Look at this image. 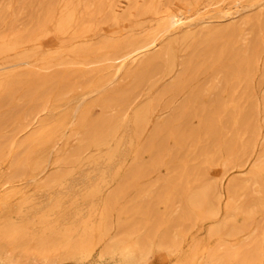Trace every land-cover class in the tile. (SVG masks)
I'll use <instances>...</instances> for the list:
<instances>
[{
  "label": "rangeland",
  "instance_id": "rangeland-1",
  "mask_svg": "<svg viewBox=\"0 0 264 264\" xmlns=\"http://www.w3.org/2000/svg\"><path fill=\"white\" fill-rule=\"evenodd\" d=\"M46 1H48V2L49 1L50 2L53 1V3H55L54 5L56 7L55 9H51V12L53 10L54 11L52 13L50 12V16L51 15L53 16L54 13H55V15L50 20H49L50 17L49 18L45 17L46 14L44 13V12H47V10L45 8L46 7L45 4L47 3ZM74 1L75 0H57V1H55V0H45V1L44 0H33V1H31V0H0V33L1 32L4 33V34H2V33L0 34V41L2 39V41L0 42V55H2V58L0 56V62H5V63H1L0 64V66H3L2 68L0 67L1 68L0 69V78H1L0 80H4V78H5L4 82L3 81L2 82L0 81L1 84L2 83H5L6 81H8L7 79L8 78L10 79V77L13 74H15V73L20 75V73L22 72L21 74H23L24 71L26 72L27 68H31L29 70H32V71H35V70L37 71L38 70V73L41 74V72L44 71L42 68H45L46 66L49 67V66L52 65L54 69L49 68L51 71L52 70H54V71H56V70L57 71H60L62 69V67L64 68V65H65L64 62H66L67 60H68L67 61V64H69V62H70V64L68 66H72V67L71 68L70 67L68 68V66H66L67 65L66 64L65 65L66 68H64V70L66 69L65 71L68 72L70 70L69 72H72L71 69H73V71H74V69H76L78 67H81V66L80 65H78V66L77 65H73L72 64L73 62L71 63V60L72 59H75L74 58L75 55H73V52L76 53L77 51L82 50V49H77V47H78L79 44H82L83 42H85L82 45L83 49H85V51H86V48H88L89 49V50L87 49L88 50V53H89V51H92L90 53L91 55L88 54V55H90V56H88V58L89 57L90 58L92 57V59H95L96 60V59H98V56L100 55L99 53L102 52L101 47H103L104 45H106L104 43L108 42L107 44H110V43L114 42L113 39L116 40V41H121L122 39L125 40V39L128 38V35L129 34H133V35H129L131 37V36H137V35H144L146 33L152 32L154 30V25L156 23V16H153V14H154L155 11H158L159 10L160 4H162L160 6V8H161L160 10H162V7L164 8L166 6V7L171 8L175 12H180V11L183 12L190 19H193V18H196V17H202V16L207 17L209 11H211L213 9L216 10L218 8H221L224 11H230V10H234V9L235 10L240 9L239 12H238V14H236L237 18L234 21H232V22H234V23L237 24L238 21L240 20L241 26L238 27V28H239V31L242 32V33L237 32V35L238 36L235 35V37L233 38V40H234L235 43L238 42V41L239 42L236 43V44H233V46L235 47V45H236L237 48H239V46H240V48H242V49H240V48L239 49L242 50V51H244L243 48H245V50H248V48L250 46V43H252L253 40H255L256 38H258V39H256V41L259 42V39H260L261 42H259V43H262V44H259V46L262 47V48L259 47V51L258 52L260 54L262 53V55L260 56L259 53H258L260 60H258L257 63H256V65L259 66V67L255 66V68L253 69V72H252L251 76L249 77L248 81H246V83H244L242 81L241 82L242 84L240 83L238 86L237 85L234 86L238 90H236L234 87H233L234 90H233V88L229 89L226 86L223 87L224 85H222V82H223L222 76L223 75H222L221 71L218 72L219 73V75L217 74L218 76H212L217 71H214V73H212V71H210L209 69H207L205 73L202 71L203 68H201L200 65L202 64V67L203 66H206L205 63L208 60V58L205 57V56H209V55H206L205 52L204 53L202 52L203 56L205 54L204 57L207 58V59H205L202 56V58L200 57L201 59L198 58V61H196L197 66L198 67L200 66L199 69H202L201 72L199 73L198 77L195 78L193 81L189 82L188 83L189 85L187 84L188 86L185 85V88L182 87L181 90L179 89L178 91H176L175 93H173L174 98H173V95L172 94H168V97H166L167 96V93H166L165 94L166 96L165 95H162L163 98H161V100H163V102L162 101L159 102L160 100L158 101L159 98H158V95L157 94L159 93L160 90H158V89H162V87H165L166 84H168L169 82H173V80L174 79H177L179 77V75L182 74L181 72H183L181 70V67H179V66H181L179 64L182 63V59H184V55H183L182 51L180 50V48H177L178 50L176 51V55H175V58H174V60H175L174 61V67H173L172 71L170 73L165 74L164 77H163V75L160 78H158L160 75H156V77H153L152 80L155 83V86L154 87H150V81H147V83L146 82L143 83L142 86H144L145 83H146V85L144 86V88L142 86H140V85L139 86L141 88L138 87V86H134V83H133L132 80H134L135 77H133L132 72H128V73H126V75H124L121 78H119L118 81H117V83L112 84L113 86L109 85L108 86L109 89H108V87H106V89H105L106 91L104 90L100 94L95 93V94H97V95H95L94 93H87V89H85V87L82 84H80L81 82H80V79L78 80V78H76V80L80 82V83L78 82L80 85L78 83L76 85V82L77 81L74 80L75 77L73 78V76H72L73 80L75 81V84H74V81L71 80L72 78H70L71 81H69L68 86L70 84L71 85L74 84L76 86L75 87L72 86V88H70L71 86L69 88L67 86L68 89H66V90L63 89L64 91H62L61 92L62 94H60V97L62 98V99L61 98L60 99H61L62 102H60L59 105H57V106L55 105V107H54L53 106L54 105L53 104L54 101H52V100H54V98L51 97V98H49L50 100L52 99L51 100L52 102L50 101V104L48 103L49 102V99L48 100L46 99V101L43 102L44 103V104H42L43 107H41L42 112L40 111L39 114H38V112L31 113L32 116H35V117L36 116H40V117H37V118L34 117V119H33V117H30V115H28V114L23 116V114H22L23 112L20 113V115L22 114L21 116L23 118L24 117H27L28 118V119H26L28 121H26L25 119L22 118V121L24 120L23 121L24 123L25 122L26 123L29 122L28 124L25 123L27 126H25V124L21 123L22 122V121H20L21 120V116H20V118L18 120H15L16 122L11 120V122L14 123V124L11 123V125H9L10 124L9 123L6 126V122H10V121H6L5 123H3V124H5L6 127L3 124H1V126H2V127L0 126V138L1 139H4V137L5 138L7 137V139H8V137L9 138L10 137H13L14 138V136H16V137L11 140V141H14L15 143L14 142L12 143L11 141H9L10 139H8L7 141L4 139L6 141V147H7L8 150L6 149L7 153L5 152V155H4V158L5 157L6 158L5 159H0V185H1L0 186V250H1L0 253L3 254L2 257H1V254H0V257L1 258H4V256H6L5 258H7V257L8 258H12V259L14 258V260H16V261L19 260L20 263L21 262L23 263V261L25 259V262L27 264H39L40 263L39 262L40 255H43L40 252H44V255L45 256H46V252H48L47 253V256L49 255L48 257H50V258L52 257L51 259L55 261V264L56 263L57 264H122V262L119 261L120 258L116 254H114V252H113L112 249L116 245L118 247H126V248H130V249H136L135 247L137 246V243H139V239H141L142 237H144L143 239L145 240V242L148 245L147 244L145 245L146 246V255H145V260H144V262L142 264H190V263L192 264V262L194 264H240V263L241 264H247V263L250 264V261H252L251 262L252 264H254V263L264 264V260H263V258H264V210H263V208H264V204H263L264 200H262V197L264 199V195H262V194H264L263 193L264 190H262V188H264V185H263V183H264V181H263L264 175L261 174V177L263 176V178H259L258 177L259 179H261L263 181V183H261L258 180V178H256L257 176H260V175H257V176L254 177V176H252V172H251L253 170V168H254L253 165L254 166L256 165V168H258V170H260L259 168L262 167L261 166V164H262L263 167L261 168L260 172L264 173L263 172L264 171V160H263L264 159V153H263L264 151H262L264 149V113H263L264 112V104H263L264 103V71H262V70H264V68H262V67H264L263 66L264 65L263 64L264 63V48H263L264 47V18L261 21H260V19L259 20L256 19L257 16H260L261 14L264 13V0H260V1L259 0H223L224 2H220V3H222L221 5H219L220 3L218 5H217V3H212V2H215L216 0H213V1L212 0H210V1L209 0H203V2L200 1V0H198V1L197 0H188V1H185V0L184 1L183 0H176V1L175 0L174 1L173 0L172 1L171 0H166V2H165V0H162V1L161 0H157V1L156 0H151V2H149L148 4H147V2L145 0H141V1L140 0H136V3L135 4H134V1L135 0H119L121 2H119L118 0H106L105 1V4L107 3L106 6L104 4V6L102 8H98V10L95 9L97 7V5L96 4H92L91 1L89 2L87 0V2H89V3H87L86 0H80V1L79 0H76L75 2ZM181 1H183V2L180 3ZM207 1H209V2H207ZM254 1H256V2H254ZM171 2H173V4H171ZM29 3H30V6H29ZM71 3H74V4L77 3L76 4L77 5L76 12H78L77 13L78 15L75 14V18H76V16L78 18L75 19V23L74 24L71 23V24L65 25V26H63L61 28V17H62L63 14L66 13V11H67V9H68V7L70 6ZM113 3L114 4H119V3L121 4V5H118V7H117L118 12H117V18H116V20H113V19L110 20V17H112V16H111V12H109V8H110V6ZM252 3H254L255 6L246 7L247 5H250ZM81 5H82V7H81ZM90 5H92V6H90ZM41 6L44 7V8H42ZM78 6L80 8H83V10L80 9V8H78ZM89 6H90V8H89ZM52 8H54V6ZM62 9H63V11H62ZM87 9H89V10H87ZM92 9H95V10H97L99 12L97 14H95V12H97V11L94 10L95 11L94 12ZM103 9H104V12L101 11ZM133 9H137V10L136 11L135 10L133 11ZM81 11H84L85 12V13L83 12L84 14H82L83 15L82 18L80 17V15L82 13ZM56 12H57V14H56ZM138 12H140L139 15H138V16H140L139 18L136 15V14H138ZM150 12H153V13H151L153 18L152 17H149L150 16L149 15ZM101 13H103V14H101ZM147 13H149V14H147ZM86 14H90L89 17H88V19H90V20L87 21V22L84 21V20H87L86 17H85ZM94 14L96 16L98 15L97 18H96V16ZM106 14H107V19H106V17H104V16H106ZM92 15H93V17H92ZM135 15H136V17L138 19L136 18L135 21H134V19H132L131 20L132 22H130V18L135 17ZM42 16L45 19L42 18ZM55 16H56V18H55ZM126 16H128V17H126ZM118 17H120V20H119ZM248 18H253V20H251V22H248L249 24L247 23V19ZM254 18H255V20H254ZM40 19H41V21H40ZM42 19L45 20V22H48V20H49V22L47 24H45L44 26H42L43 23L41 25L39 23V22H42L43 21ZM52 19L53 20L56 19L55 22L52 21ZM121 19H123V20H121ZM212 19H214V18H212ZM35 20L38 21V22H36ZM93 20H94V22L92 23ZM98 20H99V22H98ZM100 20H101L102 23H100ZM126 20H128V21H126ZM83 21H84V24H83ZM110 21H112V22H110ZM224 21L226 22V20H224ZM35 22H36V24H35ZM129 22L131 23L132 26L130 24H128ZM212 22L213 23L210 24V25H208L206 29H210V28H213V27L221 24V22H223V20L214 19ZM105 23H107V25H105ZM32 24H35V25H32ZM12 25H13V27H12ZM27 25H28V27H27ZM39 25L42 26V28H40ZM50 25H52V26H50ZM80 25H81V29L80 28L78 29V27H80ZM94 25H95V27H94ZM119 25H120V27H119ZM8 26L10 28H12V29H10ZM14 26L17 28V29L15 28V33H14V30H13ZM49 26H50V28H49ZM91 26H92V29H91ZM113 26H114L115 29L113 28ZM127 26H128V28H127ZM246 26H247V28H246ZM25 27H27V28H25ZM31 27H33V28L34 27H37L36 28V31H37V29H39L38 30L39 33H37L36 31L33 32V29ZM192 27L194 29L195 26H192ZM196 27H199V26H196ZM242 27L243 28H246V29L242 30L243 29ZM6 28H8V31H7V32H9L8 33V36H7V32L6 31L4 32V30H6ZM56 28H57V30H56ZM65 28H66V30H65ZM72 29H73V31H72ZM77 29L79 30V32H78ZM18 30L19 31L21 30L20 31L21 34H18V32H19ZM22 30H25V31H22ZM61 30H62V32H61ZM249 30L251 31V33H250ZM12 31H13V35H12ZM49 31H50V33H49ZM55 31H57L58 33H55ZM67 31H68V34H67ZM84 31H86L85 34L83 33ZM29 32L30 33H34V35L33 34L30 35ZM77 32H78V34H77ZM16 33H17V36L18 37H16V35H15ZM27 33H29V34L27 35ZM80 33H82V34H80ZM239 33H240V35H239ZM254 33L256 35H254ZM43 34H45V35L43 37H41V35H43ZM65 34H67V37H66ZM106 34H108L109 36L107 37ZM56 35L58 36V38L60 36L61 39L59 38V40H56L57 39ZM116 35H118V36L116 37ZM240 36H241V38H240ZM5 37H6L7 40L3 39ZM8 37L10 39H8ZM15 37H16V39H15ZM54 37H56V38H54ZM64 37H66V39ZM76 37H77V39H76ZM109 37H111V38H109ZM118 37H120V38H118ZM236 37H237V39H236ZM11 38L12 39H15V42H14V40H11ZM17 38L20 39L21 41L20 40H17ZM69 38L72 39V40H70ZM80 38H82V39H80ZM104 38L110 39V41L107 40V39H104ZM117 38H118V40H117ZM250 38L252 39V41H251ZM41 39H43V40L41 41ZM73 39L75 41L78 40V39L79 40L75 42ZM101 39H102V41H101ZM66 40H68V42L70 41L69 44H68V42H66ZM99 40H100V43H98V44H100V45H98L96 43V41L98 42ZM17 41H19V42H17ZM25 41L27 43H24ZM86 41L89 42L87 45H86V43H87ZM50 42H51V44H50ZM14 43H15V45H13ZM94 43H96V44L94 45ZM29 44L31 45V47H30ZM70 44H73V45H70ZM101 45H103V46H101ZM18 46L19 47L21 46L20 47L21 48L20 50H18V48H19ZM99 46H100V48H99ZM11 47H12V49H11ZM15 47L16 48L18 47V48L15 49ZM22 47L24 49H22ZM51 47H53L54 49L51 48ZM72 47H75V49L74 48L72 49ZM91 47H93V50H92ZM95 47H98V48H95ZM46 48L47 49L51 48V49L47 50ZM43 49H45V50H43ZM97 49H99V50H97ZM15 50H17L18 53H16L17 51H15ZM74 50H76V51H74ZM179 50H180V52H179ZM14 51H15V54L13 53ZM34 51H36V52H34ZM67 51H68V53H69V51H71L70 53L73 56H68L69 54L67 53ZM93 51L94 52H98V54L95 55L93 53ZM39 52H42V53H39ZM51 53H53V56H50ZM64 53L65 54L67 53V54L65 55ZM4 54H7V56H4ZM60 54H61V56H60ZM27 55H29L30 59L33 56L35 57V59L33 60V58H34L33 57L32 58L33 61L31 60L32 62H30V60L28 59L29 57ZM36 55H37V57H36ZM63 55H65V56H63ZM48 56H50V57H48ZM57 56H58V58H57ZM86 56H87V54H86ZM17 57H18V59H17ZM53 57H56L57 60H56V58H54L56 60V61H54ZM62 57L63 58L66 57L65 58V61H64V59H62ZM25 58H26L27 61L25 60ZM10 59H13V60L11 61ZM49 59L50 60L53 59L52 60L53 62L49 61ZM209 59H210V57H209ZM9 60L11 62H9ZM14 60H15V62H14ZM75 61H78V60L75 59ZM202 61H203V63H200ZM204 61H205V63H204ZM209 61H207L208 62V63H206L207 65L209 64ZM19 62H21V63H19ZM23 62H28L29 64L26 65ZM40 62H42L43 64L42 63L41 64H38ZM33 63H34V67H33ZM46 63L48 65H46ZM198 63H200V64H198ZM6 64H8L9 66L6 65ZM10 64H13V65H10ZM21 64L22 65L24 64V65L22 66ZM55 64H56L57 67H54ZM97 65H96V67H97ZM175 65H176V68H175ZM6 66L8 67V69H7ZM93 67H95V65ZM57 68L60 69V70H58ZM2 69L4 70L3 72H1ZM89 69L90 68L85 69L84 70L85 71L84 73L88 72ZM51 71H50V73H51ZM45 72L46 71H44L43 73H45ZM47 72H49V71H47ZM47 72L45 74H47ZM171 73H172L173 76L171 75ZM200 74H202V75H206L207 74V75L203 77ZM210 74H211V76H210ZM128 75H129V77H128ZM130 75H131V77H130ZM214 75H216V73ZM201 76L203 78H201ZM252 76H254V78ZM210 77L211 78L213 77V79L210 80L211 79ZM219 77H221V78L219 79ZM160 79H162V80H160ZM131 81H132V83H131ZM195 81H197V82H195ZM134 82H135V80H134ZM202 82H203V84H202ZM215 82H217V83L215 84ZM247 82H249V83H247ZM157 83H158V85H157ZM129 84L131 85V88H130V85ZM223 84H224V82H223ZM213 85H215V86L213 87ZM132 86H134V88ZM196 86H197V88H196ZM200 86H202V87H200ZM209 86L211 87V89H210ZM245 86H247V87H245ZM249 86H252V87H249ZM126 87L127 88L129 87L130 90L132 88L134 89V90L132 89V91H133L132 92V96L131 95L129 96L130 99L132 98L131 101L133 103L128 99V101L126 102V104H127V107L126 108H124L126 106V104L123 107H120V106H116L117 105L116 103H112V104H114V107H115L114 108L111 103L109 104L110 107L108 106L107 102L106 103H103V98H101V97H104V95H107V94H111L113 92H116L117 90H119L121 88L122 89H125ZM220 87L223 88V89H225V91H226L222 95H221V93H222L223 89H221ZM243 87H245L248 91H246V89H242ZM150 88L151 89H154L155 88V89L154 90H151ZM202 88H203V90H201ZM240 88H241V90H240ZM196 89H199L200 93L202 91H204V92H202V94H200V101H202V102H200V107L202 109H204L205 107H207L204 110H206V109H208L210 107V105L212 104L211 102H214V99L215 100H218L220 103H221V100L223 99L225 101V103H226V102H229L230 101V98L231 97L232 98L234 97L233 101L236 100L235 98H237L238 101L236 100V102L234 101L232 103H237L238 106H240V103H241V106L238 107L239 109H241L242 107H244L243 104L246 105V103H245L247 101L246 96L247 95H250V97L253 99V102H254V110L257 109L256 110V114L257 115L255 114V120H257L256 123L260 124L259 125V136H260V138L258 136V141L255 142V145L257 147L254 146V148H252L250 152L247 151V152L244 153V152L241 151V153L240 152L237 153V156H236V154H229V153H227V151L224 149V145H225V142L227 141V139L229 138L231 125L233 127V124L230 122L231 125H229V123H227L226 119H224V121L219 122L220 125H217V129L220 128L219 131L217 132V134L220 137L218 136V138H215V139H218V142L219 143H217V141L215 140V144H212L214 142H212V143L210 142L208 144L206 142V141H208V135L206 133L204 134V131L203 130H200V131H197L196 132L197 134L195 133V135H194L195 138H196V135L198 136L197 139H195L194 137L191 140H187L186 139L187 141H185V144H186V142H187V144L185 145L184 149L186 150L187 146H191V148L188 147L190 150L189 151L187 150L186 152H188V153L186 154V152L184 151V149H182L181 151L177 152V150L175 149V148H177L175 141L172 138L170 139L171 142L168 141L169 138H170L169 135H168L169 133H168V134H166V136H167L168 139L165 137L164 143H163V145L165 147L166 146L167 147L165 148L164 146H161V149L158 150L159 152L156 153V156H155L156 158H152L151 159V160H153V162L151 163L150 162L151 160L149 159L150 158L149 152H145V150L147 151V149L144 147V143L146 142L147 136L151 133V131H152L153 127H154V124L157 125L158 122L160 124V123L165 122L166 120L172 119V117H173L176 109L179 108L178 106H180L181 104H184L187 101V99H188V98L186 99V97H189L188 94L190 95L191 92L196 91ZM215 89L217 90V92H214L213 93V91H216ZM249 89H253L257 94L254 91H253V93H251L252 91L249 90ZM83 90H86V91L84 92ZM108 91H110V93H108ZM240 91H242V92L244 91L241 94L242 96L239 95L240 94ZM16 92L19 93L20 90L14 91V94ZM217 93H219L220 95L217 94ZM246 93H248V94H246ZM14 94H12L13 97H11V95H10V98H13L12 100L10 99L11 100L10 101L11 102V106H9V103H8L9 102V99H7L5 102H3L5 99L2 101L3 104L4 103L6 104V102L8 101L7 103H8V107L9 108L7 107V104H6L5 105L6 106V109H5V106H2L1 105L2 103L0 102L1 103L0 104V110L1 109L3 110V111H0V117H1V115L5 114L6 111L9 112L10 109L15 108V105H19V106H16V107H20V106L22 107V105L26 103L25 99L22 101V98L23 97L21 99H19L20 96H21V93H19V95H17V94L14 95ZM253 94H255V96H253ZM152 95H153L154 98L152 97ZM92 96H94V97H92ZM156 96H157V100H156L155 104L157 102H159L160 104L157 103L156 105L158 106V104H159L160 106L157 108V106L154 105L153 106V109L154 110L152 109V111L150 113V117H149V119H151V120H149V121L146 122L147 126L145 124L141 128L142 130L141 129L138 130L136 128L137 130L135 131V127L132 126V125H129L130 123H128L129 120H130L129 119V116L132 117V115H133V113H134V111H135L136 108L140 107V105H144L146 103H149L150 101H153L154 99H156ZM202 96H203V98H202ZM204 96H205V99H204ZM218 96H221L222 98L221 97H218ZM150 97L152 98V100H151ZM171 97H172V101L169 99ZM84 98H87V99L85 100ZM92 98H94V99H92ZM220 98H221V100H219ZM96 99L98 100V103H97V100ZM166 99H167V101L170 100L171 103L170 102H167V104H170L171 105V108L169 107V105L166 104V102H165ZM184 99H186V100L184 101ZM203 100H204V103H203ZM223 100H222V103H224ZM259 100H260V103H259ZM82 101H84V102H82ZM95 101H96V103H95ZM100 101L102 103H100ZM85 102H86V105H84ZM91 102H92L93 105L94 104L95 105L93 106L91 104ZM208 102H210V103H208ZM242 102H244V103L242 104ZM45 103L46 104H49V105H46ZM80 103L81 104L83 103L82 105L84 107L87 106V105H89V106H87V108L86 107L84 108V107H82V105ZM205 103L208 104V105H204ZM51 104H53V105H51ZM78 104H80L79 107L77 108L78 112H77V110H76L77 113H75L74 111H71V109H74L75 110ZM129 104H131V105H129ZM132 104H134V105H132ZM163 104L166 105L165 108H162V105ZM44 105L46 107V110L44 109L45 108ZM227 105L229 106V104H227ZM48 106H50V107H48ZM51 106H53V107L51 108ZM92 106L94 107V110H93ZM102 106H103V109L105 107L104 112L102 111L101 114H99L100 113L99 111L102 109ZM81 107H82L83 110L81 109ZM116 108H117V110L119 108V110L117 112H116ZM128 108H129V110H125V109H128ZM173 108L175 109V111H174ZM260 108H262V111L263 112H261V109ZM43 110H45V111H48L49 110V114H48V112L47 113L46 112L44 113ZM67 110L70 111V117L66 121L65 125L63 126V129L60 131L61 134L60 133L57 134V137H55L56 138V141L53 140L51 146H49L48 149L46 150V152H44V154H43L44 156L42 158L45 157V159H47L48 161H46L44 159L41 160L42 161L41 162V165L38 167V169L36 168L37 169V173H36L35 169L31 165V163H33L32 160L31 161L28 160V162H27V160H25L26 162L24 161V163L21 164L22 166L21 165L20 166H17L18 168L20 167L19 169H24V172L22 171V174H21V170H19L17 167H15L13 169L12 168V165H13V167L15 165L13 164V162H11L12 161V158L15 159L18 155H21V154L24 153V151L25 152L27 151V149L21 148V146H19V143L21 145V141L19 142V140H22L23 141L24 139H27V136L29 137L28 132H31L30 134H32L34 131H36L38 128H40L41 121H43V119L44 120L46 119L45 115L48 118V116H50V114H51V116L48 119H46V120H49V121H52L53 122V119H55V117L57 119L58 115L66 112ZM80 110H82V111H80ZM89 110H92V111L89 113ZM105 110L107 112H105ZM123 110L124 111H127L126 113L125 112H122L125 115L122 114V113H121V115H119L118 112H121ZM130 110H131L132 113L130 112ZM86 111H88V112H86ZM81 112L86 113L87 116H84L83 117L84 120H85V117H86V121L93 120L94 119L93 116H95L97 118L98 115H101V116L102 115H104V116L106 115V117H109V115H110V117H112L115 114V115H117V117H120V120L123 122V124H126V126L125 125H122V124H121V127L119 126L120 129H117L118 131L116 130L117 133L119 132L118 133L119 135L116 134V136H115V134H114V137L111 138L110 140H108L107 143H105L107 146L104 145V144H100V145L99 144L98 145L97 144H93V145L90 144L89 148L91 150H89L87 146H86L87 148H84L83 147V145L84 146L85 145H88V144H83L86 141L84 140V138H82L83 136L81 134V133L84 134V129L85 128L82 129L83 127H81L79 125L77 126V124H76L77 123V120H78V115L79 114H81V116L84 115ZM73 113H75V114H73ZM127 113L129 114V116H128ZM73 115H75V117H77V118H74ZM122 115H124V116H122ZM170 115H172V117ZM90 116L92 118H88ZM169 117H171V118L170 119H167ZM196 117H198V118L196 119ZM189 118H192V122H190V123L191 124L193 123L190 127L198 128L199 125H200V117L194 115V116H190ZM30 119H32L34 121H31ZM40 119H41V121H39ZM35 120H36V123H35ZM127 120H128V122H127ZM189 121L190 120H188V122ZM30 122H32V124ZM155 122H157V124ZM190 123L188 125H190ZM16 124L20 125L21 128H22V126L24 128L26 127L25 131H26L27 134L23 130L24 128L21 129L20 126H19L20 133H18V134H21V135H18V134H17L18 136L17 135H14L15 134L14 133L15 130H13V128L17 129L16 131L19 132L18 131V128H17L18 126L16 127ZM222 124H224V125H222ZM3 126H4V128H3ZM124 126L126 127V129H125ZM223 126H226V127H224V129H223ZM27 127H29V128H27ZM77 127H78V129H77ZM79 128H80V130H79ZM129 128H130V130H129ZM225 128H226V130H225ZM28 129H29V131H28ZM22 130H23V132H22ZM125 130L126 131L128 130V131L125 132ZM144 130H145V134L142 133L141 136H139V135L137 136L138 133L141 134L139 131H141V132L143 131L144 132ZM227 130H229V131H227ZM12 131H14V132H12ZM79 131H81V132H79ZM130 131H132V132H130ZM261 131H262V133H261ZM124 133L128 137H126ZM198 133H199V135H198ZM12 134L14 136H12ZM129 134L130 135L132 134V136H130ZM227 134H229V135H227ZM2 135L4 137H2ZM120 135H123L124 137L121 136L122 138H120ZM241 135H243V136H241ZM241 135H240L241 136L240 138H242V137L244 138L245 137L244 134H241ZM19 136H20V138L23 137L24 139L18 138ZM133 136H136V137H133ZM129 137H130V139H129ZM216 137H217V135H216ZM134 138H136V139H134ZM81 139H83V141H84L83 143H82V140ZM138 139H140V140L138 141ZM112 140L114 142H111ZM201 141H202L203 144L201 143ZM54 142H56V143H54ZM116 142L118 143L117 145H119L117 148H119V149L122 148L124 150L117 149V152L118 153L115 154L116 156L114 155L115 156L114 157V160H112L113 158L111 159L113 161L112 162L111 160H107L105 158L108 157L107 154L110 152L109 150L110 149L113 150L116 147V145H114V144H116ZM119 142H122V143H119ZM138 142H140V143H138ZM196 142H198V143L196 144ZM132 143H134V144H132ZM172 143H174V145H172ZM192 143H193V145H192ZM56 144H57V146H56ZM188 144H190V145H188ZM257 144H259V145H257ZM80 145H82V146H80ZM102 145H103V147H102ZM120 145H121V147H120ZM131 145H132L133 148L130 147ZM10 146H11V148H10ZM12 146H13V148H12ZM78 146H80V147H78ZM105 146H106V148H105ZM173 146H175V148ZM200 146H201V148L199 149ZM202 146H205V147H203L204 149H207L206 147L209 146L210 151L209 150H204L202 148ZM54 147H55V150H53ZM214 147H216V148H214ZM96 148L97 149L99 148V149L97 150ZM130 148L133 151H131ZM134 148H135V150H134ZM170 148L171 149L173 148L172 152H171V149ZM261 148H262V150H260ZM75 149H76V151H75ZM126 149L128 150V153L127 154H125L127 152ZM139 149H140L141 152H139ZM169 149H170V152L168 151ZM78 150L79 151L82 150V151L79 153ZM142 150H144V151L142 152ZM164 150H166L167 152H164ZM175 150L177 152L176 153L177 156L174 153ZM252 150H254L255 152L252 151ZM9 151H10V153H9ZM196 151H197V153L200 152L199 153V156H200L199 158H198V155H196ZM20 152H22V153H20ZM137 152H139V153H137ZM144 152L147 153V157H144L143 156L144 155ZM208 152H211L210 155H212L213 153L216 152L215 157L210 162H207V159L205 158V154L209 156V153ZM251 152H253L254 154L252 153V155H251ZM259 152H260V158H259ZM73 153H74V155H72ZM140 153H143V155L140 154ZM182 153L185 154V155H183ZM222 153L223 154L226 153V154L223 155ZM248 153H249V156L250 157L248 156ZM128 154L129 155L131 154V156H129ZM137 154L140 155L139 157H141V156L142 157L139 159V157L137 156ZM200 154L201 155L204 154L203 155L204 157H202ZM262 154H263V156H262ZM257 155H258V157H257ZM46 156H48L49 158H46ZM95 156H98V157L96 158ZM101 156H103V157H101ZM124 156L126 157V160H124V158H125ZM136 156L138 157L137 160L134 159V158H136ZM145 156H146V154H145ZM175 156L177 157L175 161H174V159L173 160H169L170 158H173V157L175 158ZM195 156L197 157L196 160H194L196 158ZM219 156L221 158L223 156V158H222L223 160L221 158H219ZM246 156H247V158H246ZM50 157L52 159H50ZM56 157H57V159H55ZM129 157H130V159H129ZM193 157H194V159H193ZM248 157H249V159H248ZM157 158H159V159L156 160ZM180 158H182L184 160H181ZM202 158L203 159H206V160L205 161L204 160L202 161L201 160ZM239 158H240V160H239ZM98 159L100 161H103V162H100L99 163ZM144 159H146V161H144ZM163 159L166 162H163ZM219 159H221V160H219ZM43 160H44V162L45 161L46 162L44 163ZM65 160H67V161H65ZM121 160H122V162H121ZM131 160L134 163L131 162ZM214 160L216 162H214ZM261 160H263V162ZM75 161H77V162H75ZM137 161L139 163H137ZM155 161L157 163L159 161V163H163V164H156ZM243 161L244 162L246 161V162L244 163ZM258 161H259V163H258ZM90 162H91V165H90ZM119 162H120V165H119L120 167H118ZM141 162H142V164L145 162L146 165L145 164L142 165ZM26 163L27 164L28 163L30 164V165H28V168L26 167L27 166ZM95 163H96V165H98L97 163H99V166H95L94 165ZM107 163L108 164L109 163H112V164H109L108 165ZM114 163L115 164L117 163V164L115 165ZM198 163H202V164L197 165ZM166 164H168V165H166ZM178 164L180 166H177ZM257 164H259V165H257ZM23 165H24V167H23ZM92 165L95 166V167H92ZM105 165L107 166V168H106ZM121 165H122V167H121ZM135 165H136V167H135ZM233 165L235 167H233ZM41 166H42V169H41ZM101 166H102V168H101ZM112 166H114V170L113 171H112V169H113ZM133 166L135 167V169H134ZM176 166H177L178 171L176 170ZM192 166H194V167L191 168V170H192L191 173L192 172H194V173H193L192 176H189L191 174L189 170H190V167H192ZM195 166L198 167L197 168V171H195L196 170L195 169L196 168ZM21 167H23V168H21ZM31 167L33 169H31ZM110 167H112L111 170H110ZM139 167L142 170L138 169ZM173 167L175 169H173ZM181 167H183V168L181 169ZM199 167H200V171H199ZM201 168H202V170H203V168L205 170V171L203 170L202 173H201ZM207 168H209V169H207ZM219 168H221L222 172L220 171ZM16 169L18 171H15ZM39 169H41V171ZM101 169H102V171H105V172H102ZM131 169H134L137 172L134 173L135 171L132 170V173H134V174L131 175L130 174L131 173ZM180 169L183 172L182 171L180 172ZM32 170H34L35 171L34 173H36V174L32 173L31 172ZM117 170L120 171V172L118 173ZM19 171H20V173H19ZM58 171H61V174H60V172L58 173ZM138 171L139 172L141 171V172L138 173ZM142 171H143V173H142ZM176 171L178 172V174H177ZM249 171L251 172V174H250ZM14 172H17V173H19V174H21L23 176H21L19 174L18 175H14L15 174ZM26 172L27 173L28 172L29 173L31 172V173L30 174L29 173L27 174ZM55 172H57L58 174L55 173ZM79 172H81V173H79ZM83 172L84 173L87 172V173L86 174H82ZM110 172H112V173L109 174ZM203 172L205 174H203ZM179 173H182V175H184V173L187 174V176L184 175V177L186 178V185L183 184L184 181H185V179H183V176L182 175L181 176H178ZM199 173L201 175V177L199 176L201 179L198 177V174ZM32 174H34L35 176L32 175ZM93 174H95V175H93ZM137 174H141V176H143V177L140 176L142 179H140L139 175H137ZM142 174H144V175H142ZM31 175H32V177H31ZM90 175H91V177H90ZM248 175L250 177L246 178ZM82 176H84V178ZM132 176L133 177L136 176V178L135 179L133 178L134 179L133 180L132 179ZM176 177H179L180 179H178ZM195 177H196V180H195ZM204 177H205V179H204ZM77 178H78V181H77ZM99 178H102V179H99ZM125 178H127L128 181ZM137 178H139V180ZM169 178H172L173 181L171 179H169ZM174 178H176V179H178L180 181V182L178 181V183H179L178 184V189L181 187L180 189L183 190L185 188L184 186H187V185L189 186V187L187 186L188 188L186 187L185 190H184V191H186L187 189L189 190V191H186V194L187 195L189 193L193 192V190L196 189L197 187L200 188L202 185L208 184V183H210V184L211 183L212 184L215 183L214 184V186H215V185H217L216 183L219 181L218 182V185L216 186V190L218 189L217 190L218 191V193H217V197L218 198L217 199H213V201H212L213 206H215L214 208H216L218 210V212H217V210H214V211H216V214L218 216L215 215V212H214V214L212 216L213 218L212 219L207 218V220H206V218H202L201 215L199 216L198 213H195L196 211H194V213H195V214L193 213L194 215L191 214L193 217L191 215H190V217L183 216V215H185L184 213L186 211L185 210L186 207H185L184 201L181 200V199H179L178 197H177L178 199H176V197L175 198L173 197V198H171V200L169 199V201L166 202L165 201L166 200V197H164V195L167 192H165V194L163 195V197L165 198V200H163L161 198L163 200V202H165V204L162 203V202H160V203L158 202L157 203L156 202V200H157V196L156 195L161 190H163L164 188L165 189L169 188L168 190H170V188L172 187V185H174L175 183H177V180L175 179L176 180L175 181ZM192 178L194 179L195 182L192 181L193 180ZM188 179H191V180H188ZM202 179H203L204 183L201 185V183H199V182H201ZM72 180H74V181H72ZM82 180H84V181H82ZM99 180H102V181H99ZM129 180H131V181H129ZM135 180H137V181H135ZM166 180L167 181H169V180L171 181V184H170L171 186L170 187H169V183L170 182L169 183H166L167 182ZM206 180H209V181H212V182H208ZM81 181H82V183H84L83 185H82ZM124 181H126V182H124ZM257 181H259L258 183L260 185H263V187L262 186L259 187V185L256 183ZM69 182H70V184H69L70 186L69 185H67V187L64 186V185H66L65 183H69ZM75 182L78 183L79 185L76 184ZM96 182L99 185H97ZM233 182H237L240 185H244V186H240V187L238 186L236 188V190H238V192L242 188H245L246 187L245 188L246 191H244L245 189H243V191L241 190L239 193L236 192V194H233L235 198H233V195L231 194L233 192L230 190V188L232 187L233 184H235V185H238V184L237 183H233ZM242 182H244V183H242ZM74 183H75V185H74ZM92 183H94V184H92ZM72 184L74 186H76V187L78 186V187L76 188ZM91 184H92V187H91ZM125 184H127V185L125 186ZM180 184L181 185L183 184V186H179ZM59 185H61V187ZM235 185H233V187ZM122 186L124 187L125 190L122 189ZM195 186H196V188H195ZM93 187H94V189H93ZM87 188H88V190H87ZM117 188H119V191H118ZM120 188L123 190V193H121L122 190L120 191ZM160 188H161V190H159ZM257 188H258V191H257ZM58 189H59V192H58ZM98 189L100 190V192H99ZM66 190H68V191L67 192H64V194L66 196L65 197L64 194L62 193V191H66ZM73 190H75V191H73ZM114 190L118 191L119 196L116 197V199L111 202L110 206L108 207L110 209V211L108 209V211H109L108 212V211H106L107 209H106V206H105L107 201L104 198L107 195L108 196H107L106 199H108L109 197H111V193L114 192ZM190 190H192V191L190 192ZM260 190H262V193H260ZM70 191H72V192H70ZM97 191H98V193H97ZM68 192H70L69 193L71 195L70 197H69V195L67 197ZM73 192L74 193L76 192V193L74 194ZM92 192L93 193L95 192V193L93 194ZM55 193H56L57 196L55 195ZM57 193H59V196H58ZM61 193H62V195H61ZM72 194H73V196H72ZM153 194H155V195H153ZM176 194L178 195V193H176ZM230 194H231V196H230ZM249 194H251V195H249ZM84 195L87 196V197L89 195V197L85 199L84 198ZM92 195H93V197L90 198V196H92ZM246 195L247 196L249 195L250 197L254 196V197H252L253 199L255 197L256 198L259 197L257 199L258 200V205H256V203H255V202H257V201H255L256 199H254V201L252 202L253 199L249 198V196L247 198ZM255 195H257V196H255ZM62 196H64V197L61 198ZM59 198H61V199H59ZM245 198H246V200H245ZM58 199H59V201H57ZM161 199L159 201H162ZM219 199H221V201ZM218 200L220 202H218ZM227 200H228V202H227ZM153 201H154V203H152ZM213 202L220 203L221 205L215 204ZM230 202H232V203H230ZM251 202H252V207L253 208L251 207ZM112 203L115 205V207H114V205H112ZM148 203L149 204H152L154 206V208L156 210L153 209V208L152 209L155 210L156 214L157 213L159 214V215L157 214L158 217L161 215L160 216V221H161V219H163L162 220V223L161 222H158L157 224L156 223L153 224V218L154 217L152 218V215H150V214H149V216H147V215H142L141 216V213L142 214L143 213L145 214V211L144 210L146 209ZM225 203H226V205H225ZM228 203H229V205H228ZM236 204H238V205H236ZM241 204H244V206L241 205ZM245 204H247L248 206L245 205ZM261 204H263V205H261ZM180 205L183 206L184 209ZM218 205H219L220 211L217 208ZM224 205L226 206V208L224 207ZM233 205L236 208H234ZM240 205H241V207H240ZM260 205L263 206V207H261V209L260 208L258 209V207H260ZM111 206L114 207L113 210H112V207ZM135 206L138 207V209H136L137 211H135V209H134V208H136ZM230 206H231V208H230ZM248 207H250V208H248ZM90 208H91V210H89ZM245 208H248L249 211H248V209H245ZM251 209H252V211H251ZM181 210L184 211V212H181ZM231 210L235 211V215L234 216L232 214L234 212L231 211ZM239 210H241V211H239ZM90 211H93V212L90 213ZM100 211L107 212V214H106V220H105V225L106 226H101L102 230L99 229L100 228V225L102 224L101 221H100V219H102V212L100 213ZM227 211H229V212H227ZM238 211L239 212H243V214L245 213L244 216H243V218L240 217V219H239V216H241L243 214L240 213L241 215H239V214L237 215L236 213H239ZM120 212H121V215H119ZM96 213H98V215ZM108 213L109 214L112 213V216L110 215L111 216L110 220H108L109 218H107V217H109ZM181 213H182V215H181ZM225 213H227V214H225ZM230 213H231V215H230ZM80 214L81 215L83 214V215L81 216ZM196 214H197V216H196ZM89 215H90V217H89ZM194 216L197 217L196 220H198V221L195 222L196 224L193 222L194 223V226H193L192 219H195ZM226 216H227V218H226ZM235 216H238L237 217V220L235 218L233 219V217H235ZM245 216L246 217L248 216L247 217L248 218L247 220L249 222L246 221V219H244V218H246ZM158 217H156L157 220L159 219ZM214 217H215V219H214ZM96 218H98V219H96ZM189 218H190V221H191V224L192 225H189L190 224ZM201 218L204 219L205 221L204 220H201ZM86 219H87L88 223L86 221L85 224L87 223L88 228H89L90 225H92V226H90V228L92 227V228L96 229L95 227L99 225L98 229L101 231V232H99V234L101 236L99 234L97 235V233H98L99 230L96 229L97 230L96 231V230L93 229L94 231H92V232H96V233H94L92 235L93 236V239L91 240L92 237H91V234H89V233H92V232H88V231H91L92 228L91 229L89 228L88 231L86 229L83 230V228L85 226H84V224H82V222H83V220L85 221ZM88 219H90L91 222ZM181 219H182V221L184 220L186 223L188 222L187 224L184 223L186 225H189V227L185 225L188 228H185L184 226H182L183 223H180L181 221H179ZM223 219H225V220H223ZM229 219L230 220L232 219L233 221L231 220V222H230ZM165 220H169L167 222H170L171 221V223H167V222H165ZM213 220H214V222H213ZM220 220H221L222 223L224 222V224H223L224 227L223 228H222V226H223L222 223L219 222ZM234 220H236V221H234ZM94 221H96L97 223L99 221L101 224L98 223V225H97L96 222L95 223H92ZM108 221H111V222H108ZM138 221H139V223L141 222L142 224L141 223L140 224H137ZM146 221H148V222H146ZM150 221L152 222V224L154 226L156 225V226H158L160 228L157 229V228H155L156 226L155 227H152L151 226L152 224H148L147 225V223H150ZM177 221H179V222H177ZM242 221L245 223L244 225L247 224V227L244 226V225L241 226ZM176 222H177V224H176ZM225 222H226V224H225ZM159 223L162 224L161 225L162 227L160 226ZM218 223L221 224V227H220V224H218ZM88 224H90V225H88ZM110 224H112V226ZM173 224L174 225L176 224V227ZM178 224H182L181 227H179ZM227 224H229V226ZM234 224H235V226H234ZM216 225H218V228L215 229V230H213L214 228L217 227ZM133 226H134V228L132 229ZM177 226H178V228H177ZM190 226H192V227H190ZM212 226L214 228L212 229V233H211L212 236H211L209 231L211 230L210 228H212ZM225 226H226V230H225ZM231 226H234L235 229L234 228H230ZM15 227L17 228L16 229L17 231L15 230ZM106 227H107V229H106ZM121 227H122V229L125 232H127V234H125L124 232H121V231H123L121 229ZM128 227H131L129 229H132V231L130 230V232H128L129 231V229H127ZM219 227H220L221 231H225L226 233L225 232H222L221 235L217 236V234L220 232V231L216 232L219 229ZM5 228H7V229H5ZM240 228H241L242 231L239 230ZM120 229H121V231H120ZM125 229H127L128 231L125 230ZM19 230H22L24 233L22 231H19ZM232 230H233V233H232ZM4 231H6V233ZM68 232L72 233V234H70L71 236L69 235ZM235 232H236V234H234ZM15 233H17V234H20L21 233L22 235L20 234L19 235L20 237H19L16 234V236H15ZM83 233H84V235H88V234L90 235L89 236V239H88V242L89 243H92V245L90 244V245H88L89 247L87 246L88 248H84V249H82V245H84L85 243H87L86 242L87 240H85V237L83 235H81L82 236V239H84V241H85L84 244H82L83 241L80 240L81 236H79L80 234H83ZM85 233H88V234H85ZM103 233H104V236H103ZM123 233H124V235H122ZM128 233H130V235H128ZM131 233H133V234H131ZM66 234L69 235L68 237H69L70 241L67 240L68 237L67 238L65 237ZM165 234L166 235L168 234L167 235L168 237L167 236H164ZM215 234H216V236H213ZM253 234L254 235L256 234L257 237H255ZM125 235H126V237H124L122 239L121 236H125ZM78 236H79V238H78ZM102 236H103V239L101 240V237ZM105 236L107 238H109V239L108 240L107 239H104ZM116 236H118V238L120 237V239H118ZM163 236H164V238H163ZM62 237H64V238H62ZM86 237H88V236H86ZM98 237H100V238H98ZM127 237H128V239H127ZM134 237H135V239H132ZM165 237H167V238H165ZM14 238H17V239H14ZM65 238H66L67 241L65 240ZM148 238H149V240H148ZM151 238H152V240H151ZM76 239H77V242L79 240V243H80L78 248L79 249H82V250H80V251L77 250L79 252L76 251V254H74V252H72L74 255H72V253L70 251V254L72 255V257H71L70 254H69V252H67L66 250L69 248V245H70V248L71 249H72V246H75V245L78 246V243L76 242ZM126 239L129 240V242ZM131 239H132V241H131ZM143 239H141L140 241H142ZM42 240H46V241L44 242ZM89 240L92 241V242H90ZM147 240L150 241V243H148ZM165 240H168V241H165ZM12 241L13 242L15 241V243H12ZM162 241L164 243L161 244ZM40 242L42 243L41 244L42 246L43 245H46V248L45 247H42L41 249H39ZM132 242H133V244H132ZM165 242H167V243H165ZM73 243L75 245H72ZM55 245H56V247L57 246L58 247L56 248ZM63 245H65V246H63ZM86 245H85V247H86ZM107 245L110 246L109 249H108V246ZM12 247H13V249H12V251H10ZM66 247H68V248L67 249H64ZM43 248H45V250L48 248V251H46V252H45V250L43 251L42 250ZM261 248H262V250H261ZM56 249L57 250H60V251H57ZM61 249H63L64 251H62ZM86 249H88V252H87ZM103 249L106 250V251H104ZM2 250H4L5 252L2 251ZM50 250H51L52 253H53V250L56 251V252L51 255L50 254L51 252L49 253ZM247 250H248V252H245ZM252 250H253V252H252ZM84 251H86V252H84ZM192 251H193V253H192ZM259 251H260V253H259ZM15 252H16V254H15ZM37 252L39 254V255L37 254L38 257L36 255L34 256V253L36 254ZM101 252L103 253V255H102ZM250 252L252 254H255V255H253V257L250 256V255H252V254H250ZM21 253H23L25 256H30V257L27 258L23 254L20 255ZM78 253H80V254H78ZM190 253H191V255H190ZM14 254H15V256H13ZM18 254H19V256H18ZM212 254L214 256H211ZM244 255H245L246 258L244 257ZM257 255H259V256H257ZM57 256H60L61 258H63L62 259L63 261H61L60 257H57ZM237 256H238V258H237ZM260 256H262V257H260ZM64 257H66V258H64ZM232 257H233L234 260L232 259ZM242 257H244L243 260H242ZM248 257H250V259ZM56 258L57 259L59 258L58 259L59 262H58V260ZM256 258L258 259L257 261H259V262L253 261ZM26 259H31V260H28L27 261ZM182 259L183 260L185 259V260L182 261ZM36 260H38V261H36ZM248 260H249V262H248ZM60 261H61V263H60ZM179 261H181V262H179ZM227 261H229L230 263H228ZM245 261H246V263H245ZM233 262H235V263H233ZM1 263H2V261L0 259V264Z\"/></svg>",
  "mask_w": 264,
  "mask_h": 264
},
{
  "label": "bare ground",
  "instance_id": "bare-ground-1",
  "mask_svg": "<svg viewBox=\"0 0 264 264\" xmlns=\"http://www.w3.org/2000/svg\"><path fill=\"white\" fill-rule=\"evenodd\" d=\"M31 1H33V0H31ZM45 1V0H44ZM55 1H57V0H55ZM76 1V0H75ZM74 1V2H75ZM80 1V0H79ZM89 2L91 1V3L92 4H96L97 5V7L95 8V9H97L98 10V8H102L103 6H104V4H105V1L106 0H88ZM119 1V0H118ZM141 1V0H140ZM139 1V2H140ZM146 2H147V4L149 3V2H151V0H145ZM157 1V0H156ZM162 1V0H161ZM172 1V0H171ZM174 1V0H173ZM176 1V0H175ZM184 1V0H183ZM183 1H181L180 3H182ZM185 1H188V0H185ZM198 1V0H197ZM200 1H202L203 2V0H200ZM210 1V0H209ZM209 1H207V2H209ZM213 1V0H212ZM260 1V0H259ZM30 2V1H29ZM43 2V1H42ZM47 3L45 4V8H46V10H47V12H44L45 14V17H47V18H49V20L55 15V13L53 14V16L51 15L50 16V12H51V9H55L56 7H55V3H53V1H46ZM84 2V1H83ZM86 2H87V0H86ZM89 2H87V3H89ZM117 2V1H116ZM119 2H121V1H119ZM125 2V1H124ZM165 2H166V0H165ZM169 2V1H168ZM220 2H224L223 0H216L215 2H212V3H217V5L220 3ZM254 2H256V1H254ZM258 2V1H257ZM69 3V2H68ZM86 3V4H87ZM136 3V0L134 1V4ZM175 3V2H174ZM196 3V2H195ZM251 3V2H250ZM44 4V3H43ZM42 4V5H43ZM57 4V3H56ZM77 4V3H76ZM76 4H74V3H71L70 4V6L68 7V9H67V11H66V13L65 14H63L62 15V17H61V28L63 27V26H65V25H69V24H71V23H75V19L76 18H78L77 16H76V18H75V14H77L78 12H76V10H77V5ZM81 4V3H80ZM107 4V3H106ZM106 4H105V6H106ZM171 4H173V2H171ZM222 3H220L219 5H221ZM247 4V3H246ZM83 5V4H82ZM82 5H81V7H82ZM118 5H121L120 3L119 4H112L111 6H110V8H109V12H111V16L112 17H110V20L111 19H113V20H116V18H117V12H118V10H117V7H118ZM123 5V4H122ZM155 5V4H154ZM162 4H160V6H161ZM216 5V4H215ZM29 6H30V3H29ZM44 6V5H43ZM54 6V8H52ZM80 6V5H79ZM78 6V8H80ZM90 6H92V5H90ZM90 6H89V8H90ZM126 6V5H125ZM153 6V5H152ZM160 6H159V10L158 11H155L154 12V14H153V16H156V23H155V25H154V30L152 31V32H149V33H146V34H144V35H137V36H129V35H133V34H129L128 35V38L127 39H122L121 41H116V40H114L113 39V41L114 42H112V43H110V44H107L108 42H106V43H104V44H106V45H101V46H103V47H101V50H102V52H100L99 54V56H98V59H92V57L90 58H88V56H90L91 54V52L92 51H89V53H88V48H86V51H85V49H83V47H82V45L85 43V42H83L82 44H79L78 45V47H77V49H82V50H79V51H77L76 53L75 52H73V55H75L74 56V58L75 59H77L78 61H75V59H70L71 60V63L73 64V65H80L81 67H78V68H76V69H74V71H73V69H71V71L72 72H67V71H65L64 70V68H66L65 67V65L67 64V61L66 62H64L65 63V65H64V68L62 67V69L60 70V69H58V70H60V71H57L56 69V71H54V70H50L49 68H52V69H54L53 68V66L51 67V66H49V67H45V68H42L44 71H49V72H47V74H45V73H43V72H41V74L40 73H38V70L36 71H32V70H29V69H31V68H27V70H26V72L24 73L23 72V74H21L20 73V75L19 74H11L12 76L10 77V79L8 78L7 80L8 81H6L5 83H2L1 84V82L3 81L4 82V80H5V78H4V80H0L1 82H0V102L2 103V101L3 102H5L7 99H9V106H11V100L13 99V98H10V95H11V97H13L12 96V94H14V91H18V90H20V92L19 93H21V96H20V98L19 99H21L22 97V101L25 99V101H26V103L25 104H23L22 105V107L20 106V107H16V106H19V105H15V108H12V109H10L9 110V112H7L6 111V113L5 114H3V115H1V117H0V126H1V124H3V123H5L6 121H10V122H6V126H7V124H9V125H11V120L12 121H15V120H18L19 118H20V116L23 114V116L24 115H30V117H33V119H34V117L35 116H32L31 115V113H36V112H38V114H39V112L41 111L42 112V110H41V107H43V105L42 104H44L43 102H45L46 101V99L48 100L49 98H51V97H53L54 98V100H52V101H54V105L53 104H51V105H53L54 107H55V105L57 106V105H59L60 104V102H62L61 101V97H60V94H62L61 92L62 91H64L63 89H68L70 86V88H72V86H76L77 85V83L79 82V81H77L76 80V78H78V80L80 79V84H82L84 87H85V89H87V93H97V94H100V93H102L105 89H106V87H108L109 85H111V86H113L112 84H115V83H117V81H118V79L119 78H121L122 76H124V75H126V73H128V72H132V75H133V77H135V82H134V80H132L133 81V83H134V86H138V87H140V86H142L143 85V83L144 82H146L147 83V81H150V87H154L155 86V83L153 82V80H152V78L153 77H156V75H160L158 78H160L162 75H163V77H164V75L165 74H167V73H170L171 71H172V69H173V67H174V58H175V55H176V51L178 50L177 48H180V50L182 51V53H183V55H184V59H182V63L181 64H179V65H181V66H179V67H181V70L183 71V72H181L182 74L181 75H179V77L177 78V79H174L173 80V82H169L168 84H166V86L165 87H162V89H158V90H160L159 91V93L157 94L158 95V101L159 102H163V100H161V98H163L162 97V95H165L166 93H167V96L166 97H168V94H172L173 95V93H175L176 91H178L179 89L181 90V88L182 87H184L185 88V85L186 86H188L189 84V82H191V81H193L195 78H197L198 77V75H199V73L201 72V70L202 69H199L200 68V66H201V68H203V72L205 73L206 72V70L207 69H209L210 71H212V73H214V71H217V72H215L216 73V75H212V76H218L219 75V73L218 72H220L221 71V73H222V80H223V82H224V84H223V82H222V85H224L223 87H227V88H229V89H231V88H233L234 86H238L242 81L244 82V83H246V81H248V79H249V77L251 76V74H252V72H253V69L255 68V66H257L256 65V63H257V61L258 60H260L259 59V55L261 56L262 55V53L260 54L258 51H259V44H262V43H259V42H261L260 41V39H259V42H257L256 41V39H258V38H256L255 40H253L252 41V39H251V41H252V43H250V46H249V48H248V50H245V48H243L244 49V51H242V50H240V49H242V48H240V46H239V48H237V46L235 45V47L233 46V44H236V43H238V42H234V40H233V38L235 37V35H237V32H240L239 31V28L238 27H240L241 26V23H240V20L238 21V23L236 24V23H234V22H232V21H234L236 18H237V16H236V14H238V12H239V10L240 9H238V10H230V11H224L223 9H221V8H218V9H213V10H211V11H209V13H208V16L207 17H204V16H202V17H196V18H193V19H190V18H188L183 12H175L174 10H172L171 8H169V7H162V10H160L161 8H160ZM168 6V5H167ZM252 7V6H255L254 5V3H252V4H250V5H247L246 7ZM42 7V6H41ZM42 8H44V7H42ZM41 8V9H42ZM106 8V7H105ZM124 8V7H123ZM133 8V7H132ZM40 9V10H41ZM80 9H82L83 10V8H80ZM79 9V10H80ZM85 9V8H84ZM95 9H92L93 11L95 10ZM120 9V8H119ZM39 10V11H40ZM44 10V9H43ZM66 10V9H65ZM87 10H89V9H87ZM97 10H95V11H97ZM121 10V9H120ZM136 11L137 9H133V11ZM54 11V10H53ZM52 11V12H53ZM62 11H63V9H62ZM86 11V10H85ZM92 11V12H93ZM94 11V12H95ZM101 11H103L104 12V9L103 10H101ZM150 11V10H149ZM51 12V13H52ZM76 12V13H75ZM82 13H81V15H80V17L82 18V14H84L85 12L84 11H81ZM84 12V13H83ZM90 12V11H89ZM99 11H97V12H95V14H97ZM39 13V12H38ZM42 13V12H41ZM127 13V12H126ZM131 13V12H130ZM139 13L140 12H138V14H136L137 15V17L139 18L140 16H138L139 15ZM151 13H153V12H150V14L149 13H147V14H149L150 16L149 17H152V14ZM263 13V12H262ZM56 14H57V12H56ZM92 14V13H91ZM94 14V15H95ZM101 14H103V13H101ZM109 14V13H108ZM142 14V13H141ZM260 14V13H259ZM41 15V14H40ZM78 15V14H77ZM89 15L90 14H86L85 15V17H86V19L87 20H84L85 22H87V21H89L90 19H88V17H89ZM124 15V14H123ZM136 15H135V17H133V18H130V22H132L131 20L132 19H134V21H135V19L137 18L136 17ZM61 16V15H60ZM96 16V15H95ZM98 16V15H97ZM97 16H96V18H97ZM122 16V15H121ZM125 16V15H124ZM92 17H93V15H92ZM104 17H106V19H107V14H106V16H104ZM126 17H128V16H126ZM125 17V18H126ZM142 17V16H141ZM253 17V16H252ZM30 18V17H29ZM38 18V17H37ZM42 18H44L43 16H42ZM55 18H56V16H55ZM95 18V19H96ZM119 18V20H120V17H118ZM137 18V19H138ZM153 18V17H152ZM155 18V17H154ZM212 18H214V19H220V20H223V22H221V24H219V25H217V26H215V27H213V28H210V29H206L207 28V26L208 25H210V24H212L213 22V20L214 19H212ZM264 18V13L263 14H261L260 16H257V18L256 19H260V21L262 20ZM33 19V18H32ZM39 19V18H38ZM45 19V18H44ZM58 19V18H57ZM85 19V18H84ZM93 19V18H92ZM242 19V18H241ZM43 20V19H42ZM49 20H48V22H49ZM56 20V19H55ZM55 20H53L52 19V21H54L55 22ZM60 20V19H59ZM82 20V19H81ZM121 20H123V19H121ZM224 20H226V22L224 21ZM243 20V19H242ZM245 20V19H244ZM251 20H253V18H248L247 19V23L248 22H251ZM254 20H255V18H254ZM36 21V20H35ZM40 21H41V19H40ZM47 21V20H46ZM84 21H83V24H84ZM125 21V20H124ZM126 21H128V20H126ZM31 22V21H30ZM36 22H38V21H36ZM36 22H35V24H36ZM45 20H43L42 22H39L40 23V25L43 23V25L42 26H44L45 24H47L48 22H45ZM94 22V20L92 21V23ZM98 22H99V20H98ZM106 22V21H105ZM109 22V21H108ZM110 22H112V21H110ZM128 23V24H130L131 25V23ZM257 22V21H256ZM32 23V22H31ZM30 23V24H31ZM38 23V24H39ZM100 23H102L101 22V20H100ZM117 23V22H116ZM134 23V22H133ZM132 23V24H133ZM240 23V24H239ZM35 24H32V25H35ZM72 24V25H73ZM95 24V23H94ZM239 24V25H238ZM249 24V23H248ZM11 25V24H10ZM39 25V27L40 28H42V26H40ZM60 25V24H59ZM71 25V26H72ZM105 25H107V23H105ZM50 26H52V25H50ZM50 26H49V28H50ZM75 26V25H74ZM87 26V25H86ZM132 26V25H131ZM192 26H195L194 27V29H193V27ZM196 26H199V27H196ZM249 26V25H248ZM9 27V26H8ZM12 27H13V25H12ZM27 27H28V25H27ZM27 27H25V28H27ZM94 27H95V25H94ZM93 27V28H94ZM119 27H120V25H119ZM253 27V26H252ZM10 28V27H9ZM15 26H14V28H13V30H14V33H15ZM32 29H33V32L34 31H36V28L37 27H31ZM46 28V27H45ZM60 28V27H59ZM60 28V29H61ZM67 28V27H66ZM66 28H65V30H66ZM69 28V27H68ZM81 29V25H80V27H78V29ZM85 28V27H84ZM113 28H114V26H113ZM127 28H128V26H127ZM243 28V27H242ZM246 28H247V26H246ZM246 28H243L242 30H244V29H246ZM250 28V27H249ZM10 29H12V28H10ZM17 29V28H16ZM59 29V30H60ZM74 29V28H73ZM73 29H72V31H73ZM77 29V30H78ZM90 29V28H89ZM88 29V30H89ZM91 29H92V26H91ZM115 29V28H114ZM126 29V28H125ZM253 29V28H252ZM26 30V29H25ZM25 30H22V31H25ZM30 30V29H29ZM38 30L39 29H37V33H39L38 32ZM44 30V29H43ZM56 30H57V28H56ZM64 30V29H63ZM76 30V31H77ZM121 30V29H120ZM119 30V31H120ZM128 30V29H127ZM7 32L8 31V28H6V30H4V32ZM11 31V30H10ZM19 31V30H18ZM21 31V30H20ZM18 32V34H21V32ZM52 31V30H51ZM250 31V30H249ZM248 31V32H249ZM254 31V30H253ZM17 32V31H16ZM32 32V31H31ZM42 32V31H41ZM53 32V31H52ZM51 32V33H52ZM61 32H62V30H61ZM78 32H79V30H78ZM78 32H77V34H78ZM85 32L86 31H84L83 33L85 34ZM91 32V31H90ZM96 32V31H95ZM2 33V32H1ZM0 33V34H1ZM8 33L9 32H7V36H8ZM30 33V32H29ZM29 33H27V35L29 34ZM49 33H50V31H49ZM55 33H58L57 31H55ZM54 33V34H55ZM88 33V32H87ZM132 33V32H131ZM240 33H242V32H240ZM240 33H239V35H240ZM250 33H251V31H250ZM2 34H4V33H2ZM23 34V33H22ZM34 35V33H30V35ZM67 34H68V31H67ZM67 34H65L66 35V37H67ZM75 34V33H74ZM73 34V35H74ZM80 34H82V33H80ZM79 34V35H80ZM91 34V33H90ZM12 35H13V31H12ZM16 35V37H18L17 36V33L15 34ZM14 35V36H15ZM26 35V34H25ZM45 34H43V35H41V37H43ZM50 35V34H49ZM60 35V34H59ZM64 35V36H65ZM89 35V34H88ZM87 35V36H88ZM107 35V37L109 36L108 34H106ZM105 35V36H106ZM127 35V34H126ZM254 35H256L255 33H254ZM2 36V35H1ZM6 36V37H7ZM11 36V35H10ZM9 36V37H10ZM20 36V35H19ZM24 36V35H23ZM91 36V35H90ZM114 36V35H113ZM118 35H116V37H117ZM238 36V35H237ZM244 36V35H243ZM242 36V37H243ZM6 37L5 38H3V39H5V40H7L6 39ZM8 37V39H10ZM16 37H15V39H16ZM37 37V36H36ZM49 37V36H48ZM56 37H57V39L56 40H59V38H60V36H59V38H58V36L56 35ZM56 37H54V38H56ZM62 37V36H61ZM66 37H64L65 39H66ZM69 37V36H68ZM86 37V36H85ZM112 37V36H111ZM111 37H109V38H111ZM256 37V36H255ZM258 37V36H257ZM24 38V37H23ZM22 38V39H23ZM83 38V37H82ZM82 38H80V39H82ZM114 38V37H113ZM118 38H120V37H118ZM118 38H117V40H118ZM240 38H241V36H240ZM239 38V39H240ZM15 39H12L11 38V40H14V42H15ZM45 39V38H44ZM61 39V38H60ZM70 39V38H69ZM68 39V40H69ZM76 39H77V37H76ZM104 39H107V38H104ZM116 39V38H115ZM236 39H237V37H236ZM4 40V41H5ZM17 40H20V39H18L17 38ZM26 40V39H25ZM43 39H41V41H42ZM54 40V39H53ZM68 40H66V42H68ZM70 40H72V39H70ZM74 40V39H73ZM79 40V39H78ZM78 40H76V41H78ZM107 40H109L110 41V39H107ZM106 40V41H107ZM112 40V39H111ZM1 41H2V39H1ZM0 41V42H1ZM21 41V40H20ZM38 41V40H37ZM52 41V40H51ZM55 41V40H54ZM75 41V40H74ZM75 41V42H76ZM101 41H102V39H101ZM6 42V41H5ZM17 42H19V41H17ZM70 42V41H69ZM69 42H68V44H69ZM74 42V43H75ZM87 42V41H86ZM9 43V42H8ZM13 43V42H12ZM24 43H27L26 41L24 42ZM41 43V42H40ZM54 43V42H53ZM73 43V44H74ZM89 42H87L86 43V45L88 44ZM96 43L98 44V43H100V40L97 42L96 41ZM96 43H94V45L96 44ZM19 44V43H18ZM37 44V43H36ZM47 44V43H46ZM50 44H51V42H50ZM67 44V43H66ZM67 44V45H68ZM73 44H70V45H73ZM11 45V44H10ZM9 45V46H10ZM13 45H15V43L13 44ZM30 45V44H29ZM69 45V46H70ZM92 45V44H91ZM98 45H100V44H98ZM28 46V45H27ZM39 46V45H38ZM56 46V45H55ZM246 46V45H245ZM19 47V46H18ZM17 47V48H18ZM21 47V46H20ZM18 48V50H20L21 48ZM24 47V46H23ZM22 47V49H24ZM29 47V46H28ZM30 47H31V45H30ZM45 47V46H44ZM90 47V46H89ZM16 47H15V49H17ZM51 48H53V47H51ZM51 48H49V49H51ZM75 49V47H72V49ZM92 48V50H93V47H91ZM95 48H98V47H95ZM99 48H100V46H99ZM260 48H262V47H260ZM264 48V47H263ZM4 49V48H3ZM11 49H12V47H11ZM28 49V48H27ZM47 49V48H46ZM49 49H47V50H49ZM54 49V48H53ZM88 49V50H87ZM43 50H45V49H43ZM61 50V49H60ZM91 50V49H90ZM97 50H99V49H97ZM180 50H179V52H180ZM261 50V49H260ZM3 51V50H2ZM15 51H17V50H15ZM15 51L13 52L14 54H15ZM40 51V50H39ZM62 51V50H61ZM73 51V50H72ZM74 51H76V50H74ZM262 51V50H261ZM34 52H36V51H34ZM50 52V51H49ZM55 52V51H54ZM53 52V53H54ZM71 51H69V53H68V51H67V53L69 54L68 56H73L71 53H70ZM202 52L204 53H206V55H209V56H205V54H204V56L205 57H207L208 58V60L207 61H209V64L207 65L206 63H208L207 61H206V63H205V61H204V63H205V65L206 66H203L202 67V64L198 67L197 66V63H196V61H198V58L199 59H201L202 58V56H203V54H202ZM6 53V52H5ZM12 53V54H13ZM16 53H18V51L16 52ZM39 53H42V52H39ZM53 53H51V55L50 56H53ZM63 53V52H62ZM61 53V54H62ZM66 53V54H67ZM93 53L96 55V54H98V52H94L93 51ZM92 53V54H93ZM258 53H259V55H258ZM3 54V53H2ZM10 54V53H9ZM56 54V53H55ZM58 54V53H57ZM61 54H60V56H61ZM65 54V53H64ZM65 54V55H66ZM86 54H87V56H86ZM88 54H90V55H88ZM11 55V54H10ZM39 55V54H38ZM46 55V54H45ZM65 55H63V56H65ZM85 55V56H84ZM178 55V54H177ZM182 55V54H181ZM180 55V56H181ZM1 56V58H2V55H0ZM4 56H7V54H4ZM21 56V55H20ZM28 57H29V55H27ZM43 56V55H42ZM50 56H48V57H50ZM59 56V57H60ZM93 56V55H92ZM179 56V55H178ZM203 56V57H204ZM34 57V56H33ZM33 57H31V59H30V57L28 58L29 60H30V62H32L34 59H35V57L33 58ZM36 57H37V55H36ZM201 57V58H200ZM204 57V58H205ZM209 57H210V59H209ZM32 58H33V60H32ZM54 58H56V57H53V59ZM57 58H58V56H57ZM57 58H56V60H57ZM66 58V57H65ZM65 58H63L62 57V59H64V61H65ZM183 58V57H182ZM207 58H205V59H207ZM17 59H18V57H17ZM39 59V58H38ZM52 59V60H53ZM61 59V58H60ZM11 61L13 60V59H10ZM9 60V62H11ZM16 60V59H15ZM15 60H14V62H15ZM23 60V59H22ZM25 60H26V58H25ZM32 60V61H31ZM37 60V59H36ZM52 60H50L49 59V61H51V62H53ZM55 59H54V61H56ZM69 60V61H70ZM27 61V60H26ZM61 61V60H60ZM75 61V62H74ZM17 62V61H16ZM29 62V61H28ZM28 62H23V63H25L26 65L27 64H29ZM50 62V63H51ZM63 62V61H62ZM61 62V63H62ZM1 63H5V62H0V64ZM18 63V62H17ZM19 63H21V62H19ZM36 63V62H35ZM42 62H40V63H38V64H41ZM45 63V62H44ZM57 63V62H56ZM200 63H203V61L202 62H200ZM200 63H198V64H200ZM14 64V63H13ZM13 64H10V65H13ZM16 64V63H15ZM31 64V63H30ZM43 64V63H42ZM63 64V63H62ZM69 64H70V62H69ZM69 64H67L66 66H68ZM71 64V65H72ZM98 64V65H97ZM264 64V63H263ZM5 65V64H4ZM6 65H8V64H6ZM22 65V64H21ZM20 65V66H21ZM24 65V64H23ZM22 65V66H23ZM37 65V64H36ZM46 65H48L47 63H46ZM95 65V67H93ZM96 65H97V67H96ZM178 65V64H177ZM9 66V65H8ZM16 66V65H15ZM14 66V67H15ZM32 66V65H31ZM40 66V65H39ZM45 66V65H44ZM43 66V67H44ZM264 66V65H263ZM1 68L3 67V66H0ZM5 67V66H4ZM7 67V66H6ZM13 67V68H14ZM18 67V66H17ZM16 67V68H17ZM33 67H34V63H33ZM41 67V66H40ZM54 67H57L56 66V64H55V66ZM71 68L72 66H68V68ZM257 67H259V66H257ZM0 68V69H1ZM87 68H90L89 69V71L88 72H86V73H84L85 71V69H87ZM175 68H176V65H175ZM262 68H264V67H262ZM7 69H8V67H7ZM35 69V68H34ZM49 69V70H48ZM40 70V69H39ZM68 70V69H67ZM4 70L2 69L1 70V72H3ZM23 71V70H22ZM50 71H51V73H50ZM262 71H264V70H262ZM55 72V73H54ZM257 72V71H256ZM7 73V72H6ZM175 73V72H174ZM173 73V74H174ZM211 73V74H212ZM255 73V72H254ZM179 74V73H178ZM203 74V73H202ZM202 74H200V75H202ZM211 74H210V76H211ZM218 74V75H217ZM171 75H172V73H171ZM207 75V74H206ZM206 75H202L203 77L204 76H206ZM254 75V74H253ZM262 75V74H261ZM72 76H73V78L75 77V79L74 80H76L77 82H76V85H74L75 84V81L73 80V78H72ZM170 76V75H169ZM173 76V75H172ZM201 76V78H203ZM128 77H129V75H128ZM130 77H131V75H130ZM253 78H254V76H252ZM7 78V77H6ZM70 78H72L71 80L72 81H74V84L73 85H69L68 86V84H69V81H71L70 80ZM176 78V77H175ZM200 78V77H199ZM207 78V77H206ZM205 78V79H206ZM211 78V77H210ZM221 77H219V79H220ZM1 79V78H0ZM155 79V78H154ZM213 79V77L210 79V80H212ZM152 80V81H151ZM160 80H162V79H160ZM204 80V79H203ZM207 80V79H206ZM251 80V79H250ZM132 81H131V83H132ZM155 81V80H154ZM159 81V80H158ZM198 81V80H197ZM197 81H195V82H197ZM205 81V80H204ZM220 81V80H219ZM218 81V82H219ZM256 81V80H255ZM211 82V81H210ZM214 82V81H213ZM250 82V81H249ZM249 82H247V83H249ZM254 82V81H253ZM78 83V84H79ZM146 83H145V85H146ZM159 83V82H158ZM158 83H157V85H158ZM200 83V82H199ZM198 83V84H199ZM212 83V82H211ZM217 82H215V84H216ZM79 84V85H80ZM188 84V85H187ZM202 84H203V82H202ZM201 84V85H202ZM242 84V83H241ZM130 85V84H129ZM140 85V86H139ZM144 85V86H145ZM200 85V84H199ZM246 85V84H245ZM67 86H68V88H67ZM110 86V87H111ZM123 86V85H122ZM134 86H132L133 88H134ZM144 86H142L143 88H144ZM148 86V85H147ZM146 86V87H147ZM215 85H213V87H214ZM79 87V86H78ZM137 87V88H138ZM157 87V86H156ZM155 87V88H156ZM159 87V86H158ZM200 87H202V86H200ZM210 87V86H209ZM245 87H247V86H245ZM245 87H243L242 89H246ZM249 87H252V86H249ZM130 88H131V85H130ZM130 88L128 87H126L125 89H119V90H117L116 92H113V93H111V94H107V95H104V97H101V98H103V103H106L107 102V104H108V106H109V104L111 103H116L117 105L116 106H120V107H123L125 104H126V102L128 101V99L131 101V99L129 98V96L131 95L132 96V89L130 90ZM141 88V87H140ZM154 88V89H155ZM196 88H197V86H196ZM221 88V87H220ZM236 90H238L236 87H234ZM234 88H233V90H234ZM108 89H109V87H108ZM139 89V88H138ZM148 89V88H147ZM151 89V88H150ZM154 89H151V90H154ZM210 89H211V87H210ZM221 89H223V88H221ZM134 90V89H133ZM157 90V89H156ZM201 90H203V88L201 89ZM214 90V89H213ZM212 90V91H213ZM216 90V89H215ZM240 90H241V88H240ZM249 90H251L252 92L251 93H253V89H249ZM84 92L86 91V90H83ZM106 91V90H105ZM111 91V90H110ZM110 91H108V93H110ZM193 91V90H192ZM246 91H248L247 89H246ZM147 92V91H146ZM151 92V91H150ZM157 92V91H156ZM202 92H204V91H202ZM202 92L200 93V91H199V89H196V91H193V92H191V94L189 95L188 94V96L189 97H186V99H187V101L184 103V104H181L180 106H178L179 108L178 109H176V111H175V109H174V111H175V113H174V115H173V117H172V115H170L171 117H172V119H170L171 117H169V118H167V119H170V120H166L165 122H163V123H160L159 124V122H158V124H157V122H155L157 125H155L154 124V127H153V129H152V131H151V133L147 136V139H146V142L144 143V147L147 149V151L145 150V152H149V156H150V160L152 159V158H156L155 156H156V153L157 152H159L158 150H160L161 149V146H164L163 145V143H164V139H165V137L167 138V136H166V134H168L169 135V140L168 141H170L171 142V138L175 141V143H176V146H177V148H175V146H173L176 150H177V152H179V151H181L182 149H184V147H185V145L187 144V142H186V144H185V141H187V140H191L193 137H194V135H195V133L197 132V131H200V130H203L204 131V134L206 133L207 135H208V141H206L208 144L211 142H214V143H212V144H215V140L217 141V143H219L218 142V139H215V138H218V134H217V132L219 131V129H217V125H220L219 124V122H221V121H224V119H226V121H227V123H229V125H231L230 124V122L233 124V127H232V125H231V129H230V135L229 134H227V135H229V138L227 139V141L225 142V145H224V149L227 151V153H229V154H236V156H237V153H241V151L242 152H247V151H251V149L252 148H254V146H256L255 145V142H257L258 141V136H259V125L260 124H258V123H256L257 122V120H255V114H256V110L257 109H255L254 110V102H253V99L250 97V95H247L246 96V98H247V101L245 102L246 103V105H244L243 103L244 102H242V104H243V106L244 107H242L241 109H239L238 107H240L241 106V103H240V106H238V104L237 103H232V102H236V100H237V98H235L236 100H234L233 101V99H234V97L232 98L231 96V98H230V101L229 102H226L225 103V101H224V103H222V100H221V96H218V97H221L219 100H221V103L218 101V100H215L214 98V102H211L212 104L210 105V107L208 108V109H206V110H204L205 108H207V107H205L204 109H202L201 107H200V102H202V101H200V94H202ZM214 92H217V90L216 91H213V93ZM224 92H226L225 91V89H223V91H222V93H221V95L224 93ZM230 92V91H229ZM244 92V91H243ZM242 91H240V94L239 95H241L242 93H243ZM255 92V91H254ZM19 93H15L14 95H19ZM105 93V92H104ZM190 93V92H189ZM239 93V92H238ZM256 93V92H255ZM97 94H95V95H97ZM106 94V93H105ZM134 94V93H133ZM147 94V93H146ZM204 94V93H203ZM217 94H219V93H217ZM233 94V93H232ZM231 94V95H232ZM246 94H248V93H246ZM257 94V93H256ZM23 95V96H22ZM84 95V94H83ZM94 95V96H95ZM156 95V94H155ZM176 95V94H175ZM205 95V94H204ZM220 95V94H219ZM238 95V94H237ZM238 95V96H239ZM94 96H92V97H94ZM164 96V97H165ZM170 96V95H169ZM228 96V95H227ZM242 96V95H241ZM240 96V97H241ZM253 96H255V94H253ZM252 96V97H253ZM15 97V96H14ZM152 97H153V95H152ZM165 97V98H166ZM61 98V99H60ZM100 98V99H101ZM149 98V97H148ZM151 98V97H150ZM154 98V97H153ZM173 98H174V95H173ZM202 98H203V96H202ZM217 98V97H216ZM245 98V99H246ZM254 98V97H253ZM11 99V100H10ZM85 100L87 99V98H84ZM89 99V98H88ZM92 99H94V98H92ZM91 99V100H92ZM171 101H172V97L171 98H169ZM186 99H184V101L186 100ZM204 99H205V96H204ZM256 99V98H255ZM258 99V98H257ZM50 99H49V104H50V101H51ZM90 100V99H89ZM97 100V99H96ZM105 100V101H104ZM151 100H152V98H151ZM156 100H157V96H156V99H154L153 101H150L149 103H146V104H144V105H140V107H138V108H136L135 109V111H134V113H133V115H132V117L131 116H129V114H128V116H129V122H128V120H127V122L128 123H130L129 125H132V126H134L135 127V131L138 129V130H140L145 124H146V122L147 121H149V120H151V119H149V117H150V113H151V111H152V109H153V106L155 105V106H157L156 104L157 103H159V102H157L156 104H155V102H156ZM170 100H168L167 101V99H166V104H167V102H170ZM244 100V99H243ZM51 101V102H52ZM79 101V100H78ZM209 101V100H208ZM212 101V100H211ZM238 101V100H237ZM6 102V104H7V107H8V103ZM82 102H84V101H82ZM132 102V101H131ZM142 102V101H141ZM241 102V101H240ZM256 102V101H255ZM0 103V104H1ZM21 103V102H20ZM47 103V102H46ZM45 103V104H46ZM89 103V102H88ZM95 103H96V101H95ZM97 103H98V100H97ZM100 103H102L101 101H100ZM99 103V104H100ZM133 103V102H132ZM171 103V102H170ZM203 103H204V100H203ZM208 103H210V102H208ZM231 103V104H230ZM259 103H260V100H259ZM5 103L3 104H1L2 106H5L6 105ZM49 104H46V105H49ZM81 104V103H80ZM80 104H78L77 105V107H76V109L74 110V109H71V111H74L75 113H77L78 112V110H77V108L79 107V105ZM83 104V103H82ZM81 104V105H82ZM91 104H92V102H91ZM160 104V103H159ZM158 104V106H157V108L160 106ZM227 104H229V106L227 105ZM257 104V103H256ZM255 104V105H256ZM264 104V103H263ZM84 105H86V102H85V104ZM93 105V104H92ZM95 105V104H94ZM93 105V106H94ZM106 105V104H105ZM113 105V107H114V104H112ZM129 105H131V104H129ZM128 105V106H129ZM132 105H134V104H132ZM137 105V104H136ZM164 105V104H163ZM162 105V108H165V106L166 105H164L163 106ZM167 105H169V107L171 108V105L170 104H167ZM204 105H208V104H204ZM53 106H51V108L53 107ZM87 106H89V105H87ZM87 106H85L86 108H87ZM92 106V108H93V110H94V107ZM14 107V106H13ZM44 107H45V105H44ZM48 107H50V106H48ZM82 107H84L83 105H82ZM82 107H81V109H82ZM84 107V108H85ZM110 107V106H109ZM108 107V108H109ZM127 107V104H126V106L124 107V108H126ZM132 107V106H131ZM168 107V106H167ZM203 107V106H202ZM3 108V107H2ZM9 108V107H8ZM50 108V109H51ZM75 108V107H74ZM115 108V107H114ZM177 108V107H176ZM5 109H6V106H5ZM45 110H46V107L44 108ZM99 109V108H98ZM102 109H103V106H102ZM100 110L99 112V114H101V112L103 111L104 112V109H105V107H104V109L103 110ZM110 109V108H109ZM108 109V110H109ZM122 109V108H121ZM131 109V108H130ZM156 109V108H155ZM201 109V110H200ZM261 109V112H263L262 111V108H260ZM45 110H43L44 111V113L46 112H48V114H49V110L48 111H45ZM76 110H77V112H76ZM83 110V109H82ZM82 110H80V111H82ZM88 110V109H87ZM118 110H119V108H118ZM117 110V108H116V112L118 111ZM125 110H129V108L128 109H125ZM154 110V109H153ZM0 111H3L2 109L0 110ZM51 111V110H50ZM68 111V110H67ZM64 112V113H62V114H60V115H58V117H57V119H56V117H55V119H53V122L52 121H49V120H46V119H48L50 116H51V114H50V116H48V118H47V116L45 115V117H46V119L44 120L43 119V121H41V119L39 120V121H41V125H40V128H38L36 131H34L32 134H30L31 132H28V134H29V137L27 136V139H24L22 136V138H20V136L18 137V138H20V139H24L23 141L22 140H19V142L21 141V145H20V143H19V146H21V148H25V149H27V151L25 152L24 151V153L23 154H21V155H18L15 159H13L12 158V161L11 162H13V164L15 165L14 167H13V165H12V168L14 169L15 167H17V166H20L21 164H23L24 163V161L25 160H27V162H28V160H32V162L33 163H31V165H32V167L35 169V171H36V173H37V169H38V167L41 165V160L42 159H44V160H46V161H48L47 159H45V157L44 158H42L44 155V152H46V150L48 149V147L49 146H51V144H52V141L53 140H55L56 141V138L55 137H57V134L58 133H60V131L63 129V126L65 125V123H66V121L69 119V117H70V111H68V112ZM92 110H89V113L91 112ZM21 112H23L21 115H20V113ZM52 112V111H51ZM86 112H88V111H86ZM105 112H107L106 110H105ZM122 112H127V111H121V112H118L119 113V115H121V113ZM130 112H131V110H130ZM129 112V113H130ZM8 113V114H7ZM75 113H73V114H75ZM81 113H83L84 115L83 116H81V114H79L78 115V120H77V126L79 125V126H81V127H83L82 129H84V134L83 133H81L82 134V138H84V140L86 141L85 143H83L84 141H83V139H81L82 140V143L83 144H88V145H83V147L84 148H87L88 147V149L89 150H91L90 148H89V146H90V144H104V145H106L105 143H107V141L108 140H110L111 138H113L114 137V134H115V136H116V134H118L117 132H116V130L117 129H120L119 128V126L121 127V124L122 125H125L126 126V124H123V122L120 120V117H117V115H115L114 114V116H112V117H110V115H109V117H106V115L104 116V115H98L97 116V118L95 117V116H93L94 117V119L93 120H89V121H86V117H85V120L83 119V117L84 116H87L86 115V113H84V112H81ZM132 113V112H131ZM264 113V112H263ZM7 114V115H6ZM88 114V113H87ZM105 114V113H104ZM122 114H124V113H122ZM34 115V114H33ZM42 115V114H41ZM89 115V114H88ZM125 115V114H124ZM124 115H122V116H124ZM199 116L200 117V125H199V127L198 128H193V127H190L192 124L190 123V122H192V118H189L190 116ZM257 115V114H256ZM74 116V118H77V117H75V115H73ZM77 116V115H76ZM100 116V117H99ZM108 116V115H107ZM127 116V115H126ZM37 117H40V116H36L35 118H37ZM22 116H21V120L20 121H22ZM44 118V117H43ZM73 118V117H72ZM88 118H92L91 116L90 117H88ZM198 117H196V119H197ZM257 118V117H256ZM259 118V117H258ZM23 119H28L27 117H24ZM128 119V118H127ZM194 119V118H193ZM31 121H34V120H32V119H30ZM55 120V121H54ZM88 120V119H87ZM125 120V119H124ZM188 120H190L189 122H188ZM260 120V119H259ZM24 121V120H23ZM21 122V123H23V124H25L24 122ZM26 121H28V120H26ZM225 121V122H226ZM16 122V121H15ZM79 122V123H78ZM126 122V123H127ZM18 123V122H17ZM20 123V122H19ZM20 123V124H21ZM29 123V122H28ZM28 123H26V124H28ZM31 124H32V122H30ZM35 123H36V120H35ZM190 123V125H188ZM199 123V122H198ZM223 123V122H222ZM226 123V124H227ZM12 124H14V123H12ZM25 124V126H27ZM30 124V125H31ZM34 124V123H33ZM38 124V123H37ZM149 124V123H148ZM4 126H5V124H3ZM222 125H224V124H222ZM228 125V124H227ZM4 126H3V128H4ZM5 126V127H6ZM14 126V125H13ZM18 126V127H17ZM19 126L20 125H18V124H16V127L18 128V131L19 132H17L16 130L17 129H15V128H13V130H15V132L14 131H12V132H14L13 134L14 135H17L18 133H20V130H19ZM124 126V127H125ZM131 126V127H132ZM146 126H147V124H146ZM2 127V126H1ZM30 127V126H29ZM29 127H27V128H29ZM129 127V126H128ZM196 127V126H195ZM224 127H226V126H223V129H224ZM2 128V129H3ZM20 128H21V126H20ZM24 127L22 126V128L21 129H23ZM137 128V129H136ZM147 128V127H146ZM1 129V130H2ZM25 129H26V127L23 129L24 131H25ZM77 129H78V127H77ZM125 129H126V127H125ZM144 129V128H143ZM228 129V128H227ZM12 130V129H11ZM23 130H22V132H23ZM34 130V129H33ZM32 130V131H33ZM79 130H80V128H79ZM123 130V129H122ZM121 130V131H122ZM129 130H130V128H129ZM142 130V129H141ZM225 130H226V128H225ZM28 131H29V129H28ZM82 131V130H81ZM81 131H79V132H81ZM118 131V130H117ZM120 131V130H119ZM128 131V130H127ZM126 130H125V132H127ZM202 131V132H203ZM222 131V130H221ZM227 131H229V130H227ZM17 132V133H16ZM116 132V133H115ZM130 132H132V131H130ZM129 132V133H130ZM141 134H137V136L139 135V136H141L142 135V133L143 134H145V130H144V132L142 131H139ZM225 132V131H224ZM11 133V132H10ZM25 133H26V131H25ZM121 133V132H120ZM261 133H262V131H261ZM12 134V136H14ZM27 134V133H26ZM25 134V135H26ZM61 134V133H60ZM123 134V133H122ZM125 134V133H124ZM128 134V133H127ZM187 134V135H186ZM197 134V133H196ZM201 134V133H200ZM220 134V133H219ZM241 134H244L245 135V137L243 138H240L241 136H243V135H241ZM18 135H21V134H18ZM17 135V136H18ZM24 135V134H23ZM85 135V136H84ZM119 135V134H118ZM117 135V136H118ZM130 135V134H129ZM186 135V136H185ZM198 135H199V133H198ZM216 135H217V137H216ZM226 135V136H227ZM241 135V136H240ZM121 136H123V135H120V138H122ZM125 136H126V134H125ZM130 136H132V134L130 135ZM225 136V137H226ZM262 136V135H261ZM2 137H4L3 135H2ZM16 136H14V138H15ZM25 137V136H24ZM124 137V136H123ZM126 137H128V136H126ZM133 137H136V136H133ZM220 137V136H219ZM224 137V138H225ZM13 137H8V139H10L9 141H11L12 139H14ZM55 138V139H54ZM116 138V137H115ZM195 138V137H194ZM198 138V136L196 135V138L195 139H197ZM259 138H260V136H259ZM4 139L7 141L8 139H7V137L5 138L4 137ZM4 139H1L0 138V159H5L4 158V155H5V152L7 153V151H6V149H7V147H6V141L4 140ZM17 139V138H16ZM59 139V138H58ZM124 139V138H123ZM122 139V140H123ZM129 139H130V137H129ZM134 139H136V138H134ZM133 139V140H134ZM168 139V138H167ZM187 139V140H186ZM115 140V139H114ZM121 140V141H122ZM132 140V139H131ZM130 140V141H131ZM140 139H138V141H139ZM207 140V139H206ZM260 140V139H259ZM8 141V142H9ZM59 141V140H58ZM57 141V142H58ZM198 141V140H197ZM12 143L14 142V141H11ZM111 142H114L113 140L111 141ZM124 142V141H123ZM135 142V141H134ZM137 142V141H136ZM189 142V141H188ZM15 143V142H14ZM54 143H56V142H54ZM59 143V142H58ZM57 143V144H58ZM110 143V142H109ZM119 143H122V142H119ZM125 143V142H124ZM123 143V144H124ZM138 143H140V142H138ZM198 142H196V144H197ZM201 143H202V141H201ZM57 144H56V146H57ZM111 144V143H110ZM118 143L116 142V144H114V145H116V147L113 149V150H109L110 152L107 154V156L108 157H106L105 159H107V160H111L112 158V160H114V157L116 156L115 154H117L118 152H117V149H119V148H117L119 145H117ZM132 144H134V143H132ZM203 144V143H202ZM207 144V145H208ZM96 145V146H97ZM122 145V144H121ZM121 145H120V147H121ZM126 145V144H125ZM124 145V146H125ZM142 145V144H141ZM166 145V144H165ZM172 145H174V143H172ZM188 145H190V144H188ZM192 145H193V143H192ZM220 145V144H219ZM257 145H259V144H257ZM14 146V145H13ZM13 146H12V148H13ZM53 146V145H52ZM80 146H82V145H80ZM80 146H78V147H80ZM87 146V147H86ZM95 146V147H96ZM107 146V145H106ZM106 146H105V148H106ZM112 146V145H111ZM110 146V147H111ZM127 146V145H126ZM82 147V148H83ZM94 147V148H95ZM101 147V146H100ZM102 147H103V145H102ZM129 147V146H128ZM130 147H132V145L130 146ZM137 147V146H136ZM135 147V148H136ZM141 147V146H140ZM143 147V148H144ZM165 147V146H164ZM167 147V146H166ZM165 147V148H166ZM172 147V146H171ZM191 148V146H187V148H186V150L184 149V151L186 152L187 150L189 151L190 149L189 148ZM193 147V146H192ZM203 147H205V146H202V148ZM219 147V146H218ZM257 147V146H256ZM10 148H11V146H10ZM9 148V149H10ZM93 148V149H94ZM124 148V147H123ZM127 148V147H126ZM133 148V147H132ZM135 148H134V150H135ZM169 148V147H168ZM167 148V149H168ZM201 148V146L199 147V149ZM207 149H204V150H209L210 151V149H209V146L208 147H206ZM214 148H216V147H214ZM222 148V147H221ZM24 149V150H25ZM77 149V148H76ZM76 149H75V151H76ZM97 149V148H96ZM99 149V148H98ZM97 149V150H98ZM122 149V148H121ZM121 149H119V150H121ZM131 149V148H130ZM171 149V148H170ZM170 149L168 150L169 152H170ZM198 149V150H199ZM223 149V150H224ZM8 150V149H7ZM19 150V149H18ZM50 150V149H49ZM48 150V151H49ZM53 150H55V147H54V149ZM122 150H124V149H122ZM172 150H173V148L171 149V152H172ZM176 150H175V154L177 153L176 152ZM195 150V149H194ZM197 150V151H198ZM260 150H262V148L260 149ZM11 151V150H10ZM10 151H9V153H10ZM74 151V150H73ZM79 151V150H78ZM82 151V150H81ZM81 151H79V153L81 152ZM127 151V152H126ZM126 153L125 154H127L128 153V150L126 149ZM131 151H133L132 149H131ZM144 150H142V152H143ZM197 151H196V155H198V158L200 157L199 156V153H197ZM252 151H254V150H252ZM262 151H264V149L262 150ZM130 152V151H129ZM139 152H141L140 151V149H139ZM139 152H137V153H139ZM144 152V155H143V153H140V154H142L144 157H147V153H145ZM164 152H167L166 150H164ZM193 152V151H192ZM191 152V153H192ZM255 152V151H254ZM20 153H22V152H20ZM121 153V152H120ZM188 152H186V154H187ZM190 153V154H191ZM203 153V152H202ZM206 153V152H205ZM209 153V156L208 155H206L205 154V158L207 159V162H210L214 157H215V155H216V152L215 153H213L212 155H210V153L211 152H208ZM207 153V154H208ZM252 153L253 152H251V155H252ZM264 153V152H263ZM46 154V153H45ZM51 154V153H50ZM104 154V153H103ZM102 154V155H103ZM145 154H146V156H145ZM167 154V153H166ZM183 154V153H182ZM223 154V153H222ZM224 154H226V153H224ZM223 154V155H224ZM228 154V155H229ZM254 154V153H253ZM47 155V154H46ZM53 155V154H52ZM51 155V156H52ZM72 155H74V153L72 154ZM101 155V154H100ZM115 155V156H114ZM129 155V154H128ZM183 155H185V154H183ZM201 155V154H200ZM204 155V154H203ZM203 155H201L202 157H204ZM241 155V154H240ZM49 156V155H48ZM48 156H46V158H49ZM118 156V155H117ZM129 156H131V154L129 155ZM137 156L139 157L140 155L139 154H137ZM136 156V158H134L135 160H137L138 159V157ZM176 156H177V154H176ZM175 156V158L173 157V158H170L169 160H173L174 159V161L176 160V157ZM182 156V155H181ZM194 156V155H193ZM226 156V155H225ZM234 156V155H233ZM245 156V155H244ZM248 156H249V153H248ZM262 156H263V154H262ZM96 158L98 157V156H95ZM100 157V156H99ZM101 157H103V156H101ZM125 157V156H124ZM142 157V156H141ZM141 157H139V159L141 158ZM159 157V156H158ZM172 157V156H171ZM183 157V156H182ZM196 157V156H195ZM228 157V156H227ZM241 157V156H240ZM250 157V156H249ZM249 157H248V159H249ZM257 157H258V155H257ZM91 158V157H90ZM219 158H221L220 156H219ZM222 158H223V156H222ZM221 158V159H222ZM232 158V157H231ZM235 158V157H234ZM246 158H247V156H246ZM259 158H260V152H259ZM50 159H52L51 157H50ZM55 159H57V157L55 158ZM117 159V158H116ZM129 159H130V157H129ZM159 158H157L156 160H158ZM168 159V158H167ZM181 160H184V159H182V158H180ZM193 159H194V157H193ZM197 159V157L194 159V160H196ZM206 159H201L202 161L204 160H206ZM221 159H219V160H221ZM257 159V158H256ZM44 160H43V162H44ZM61 160V159H60ZM68 160V159H67ZM67 160H65V161H67ZM94 160V159H93ZM103 160V159H102ZM111 160V161H112ZM120 160V159H119ZM123 160V159H122ZM122 160H121V162H122ZM124 160H126V157L124 158ZM133 160V159H132ZM131 160V162H133ZM149 160V161H150ZM200 160V161H201ZM223 160V159H222ZM230 160V159H229ZM239 160H240V158H239ZM244 160V159H243ZM264 160V159H263ZM263 160H261L262 162H263ZM45 161V162H46ZM55 161V160H54ZM59 161V160H58ZM63 161V160H62ZM90 161V160H89ZM98 161H99V163L100 162H103V161H100L99 159H98ZM105 161V160H104ZM144 161H146V159H144ZM179 161V160H178ZM234 161V160H233ZM236 161V160H235ZM242 161V160H241ZM247 161V160H246ZM245 161V162H246ZM257 161V160H256ZM26 162V161H25ZM44 162V163H45ZM75 162H77V161H75ZM93 162V161H92ZM113 162V161H112ZM115 162V161H114ZM118 162V161H117ZM130 162V163H131ZM135 162V161H134ZM133 162V163H134ZM151 163L153 162V160H151L150 161ZM149 162V163H150ZM156 162V161H155ZM163 162H166V161H164V159H163ZM185 162V161H184ZM183 162V163H184ZM214 162H216L215 160H214ZM213 162V163H214ZM231 162V161H230ZM239 162V161H238ZM244 162V161H243ZM244 162V163H245ZM89 163V162H88ZM99 163H97L98 165H96V163L94 164L95 166H99ZM124 163V162H123ZM137 163H139L138 161H137ZM136 163V164H137ZM258 163H259V161H258ZM19 164V165H18ZM27 164V163H26ZM25 164V165H26ZM108 164V163H107ZM109 164H112V163H109ZM108 164V165H109ZM115 164V163H114ZM117 164V163H116ZM115 164V165H116ZM141 164H142V162H141ZM143 164H145V162L143 163ZM142 164V165H143ZM156 164H163V163H159V161H158V163L156 162ZM200 164H202V163H198L197 165H200ZM208 164V163H207ZM217 164V163H216ZM229 164V163H228ZM231 164V163H230ZM235 164V163H234ZM28 165H30L29 163L27 164V168H28ZM90 165H91V162H90ZM102 165V164H101ZM120 165V162H119V164H118V167H120L119 166ZM146 165V164H145ZM155 165V164H154ZM166 165H168V164H166ZM170 165V164H169ZM172 165V164H171ZM195 165V164H194ZM226 165V164H225ZM257 165H259V164H257ZM22 166V165H21ZM95 166H93L92 165V167H95ZM104 166V165H103ZM106 166V165H105ZM111 166V165H110ZM139 166V165H138ZM141 166V165H140ZM156 166V165H155ZM154 166V167H155ZM177 166H180L179 164L177 165ZM177 166H176V170L178 171V169H177ZM202 166V165H201ZM200 166V167H201ZM261 166L263 167V165L261 164ZM23 167H24V165H23ZM23 167H21V168H23ZM31 167V169H33ZM113 167V169H112V171L114 170V166H112ZM112 167H110V170H111V168ZM121 167H122V165H121ZM134 167V166H133ZM135 167H136V165H135ZM135 167H134V169H135ZM194 166H192V167H190V173H191V168H193ZM196 168V170L195 171H197V166H195ZM200 167H199V171H200ZM218 167V166H217ZM231 167V166H230ZM233 167H235L234 165H233ZM232 167V168H233ZM252 167V166H251ZM253 167L255 168H253V170L251 171L252 172V176H257V175H260V176H257L256 178H263V176L261 177V174L262 175H264V173H262V172H260V170H261V168L262 167H260L259 169L260 170H258V168H256V165L254 166L253 165ZM18 168V167H17ZM20 168V167H19ZM18 168V169H19ZM37 168V169H36ZM97 168V167H96ZM95 168V169H96ZM101 168H102V166H101ZM106 168H107V166H106ZM180 168V167H179ZM183 167H181V169H182ZM215 168V167H214ZM30 169V168H29ZM28 169V170H29ZM30 169V170H31ZM41 169H42V166H41ZM41 169H39L40 171H41ZM105 169V168H104ZM134 169H131V175L132 174H134V173H136L137 171H135ZM138 169H140V170H142L140 167L138 168ZM173 169H175L174 167H173ZM180 169V172L182 171ZM189 169V168H188ZM187 169V170H188ZM207 169H209V168H207ZM220 169V171L222 172V170H221V168H219ZM252 169V168H251ZM19 170H21V174H22V171L24 172V169H19ZM27 170V171H28ZM29 170V171H30ZM132 170H134L133 172L134 173H132ZM194 170V169H193ZM203 170H204V168H203ZM202 168H201V173H202ZM14 171V170H13ZM15 171H18L17 169L15 170ZM34 170H32L31 172L32 173H34L35 172ZM93 171V170H92ZM99 171V170H98ZM97 171V172H98ZM101 171H102V169H101ZM118 171V170H117ZM176 171V172H177ZM205 171V170H204ZM263 171V170H262ZM30 172V173H31ZM39 172V171H38ZM60 172V174H61V171H58V173ZM82 172V171H81ZM81 172H79V173H81ZM91 172V171H90ZM102 172H105V171H102ZM120 171H118V173H119ZM141 172V171H140ZM139 171H138V173H140ZM183 172V171H182ZM250 172V171H249ZM251 172H250V174H251ZM264 172V171H263ZM15 174L14 175H18L19 173H20V171H19V173H17V172H14ZM27 173V172H26ZM29 173V172H28ZM27 173V174H28ZM29 173V174H30ZM36 173H34V174H36ZM55 173H57V172H55ZM57 173V174H58ZM78 173V174H79ZM87 173V172H86ZM86 173H82V174H86ZM112 172H110L109 174H111ZM142 173H143V171H142ZM186 173V172H185ZM184 173V175L185 176H187V174H185ZM188 173V172H187ZM189 173V174H190ZM193 173L194 172H192L189 176H192L193 175ZM196 173V172H195ZM21 174H19V175H21ZM34 174H32V175H34ZM81 174V175H82ZM177 174H178V172H177ZM203 174H205L204 172H203ZM32 175H31V177H32ZM80 175V174H79ZM93 175H95V174H93ZM92 175V176H93ZM101 175V174H100ZM136 175V174H135ZM137 175H139V177L141 176V174H137ZM142 175H144V174H142ZM146 175V174H145ZM182 175V173H179V175L178 176H181ZM184 175H182L183 176V179H185V181H184V183L183 184H185L186 185V178L184 177ZM21 176H23V175H21ZM35 176V175H34ZM89 176V175H88ZM125 176V175H124ZM175 176V175H174ZM196 176V175H195ZM201 177V175H200V173L198 174V177ZM218 176V175H217ZM251 176V177H252ZM83 178H84V176H82ZM81 177V178H82ZM90 177H91V175H90ZM126 177V176H125ZM131 177V176H130ZM138 177V176H137ZM141 177H143V176H141ZM140 177V179H142ZM197 177V178H198ZM199 177V178H200ZM248 177H250L249 175L246 177V178H248ZM80 178V179H81ZM129 178V177H128ZM135 179L136 178V176H132V179ZM176 178H178V179H180L179 177H176ZM176 178H174V180L176 179ZM182 178V177H181ZM258 178V180L261 182V183H263V181H264V179H263V181L261 180V179H259ZM79 179V180H80ZM86 179V178H85ZM91 179V178H90ZM98 179V178H97ZM99 179H102V178H99ZM127 181H128V179L127 178H125ZM124 179V180H125ZM130 179V178H129ZM133 179V180H134ZM138 180H139V178H137ZM169 179H171L172 180V178H169ZM178 179H176L177 180V183H175L174 185H172V187L170 188V190H168L169 188H167V189H165L163 186V190H161V188L159 189V190H161L156 196H157V200H156V202L158 203H160V202H162V203H164L165 204V202H163V200H165V198L164 197H166V202H168L169 201V199L171 200V198H175L176 197V199H181V200H183L184 201V204H185V207H186V211H185V215H183V216H187V217H190V215L192 214V215H194L195 213H198L199 214V216L201 215V217L202 218H206V220H207V218H210V219H212L213 217V214H214V212H215V215H217L216 214V211H214V210H217L216 208H214L215 206H213V204H212V201H213V199H217L218 197H217V193H218V189L216 190V186L218 185V182L216 183L217 185H215L214 186V184H210V183H208V184H204V185H202L203 183H204V181H203V179H202V181L201 182H199V183H201V187L200 188H196V186H195V188L196 189H192L193 190V192H191L192 190H190V192L191 193H189L188 195L186 194V191H189L188 189L186 190V191H184L185 190V188L188 186H184L185 188L183 189V190H181L180 188V190L178 189ZM193 179V178H192ZM201 179V178H200ZM204 179H205V177H204ZM175 180V181H176ZM188 180H191V179H188ZM195 180H196V177H195ZM198 180V179H197ZM246 180V179H245ZM249 180V179H248ZM257 180V179H256ZM72 181H74V180H72ZM77 181H78V178H77ZM82 181H84V180H82ZM82 181H81V183H82ZM94 181V180H93ZM92 181V182H93ZM99 181H102V180H99ZM129 181H131V180H129ZM135 181H137V180H135ZM167 181V180H166ZM173 181V180H172ZM193 182H195L194 181V179L192 180ZM191 181V182H192ZM199 181V180H198ZM206 181H208V182H212V181H209V180H206ZM243 181V180H242ZM259 181H257L256 183L259 185V187L260 186H262L263 187V185H264V183H263V185H260L258 182ZM89 182V181H88ZM124 182H126V181H124ZM170 182V183H169ZM180 182V181H179ZM197 182V181H196ZM248 182V181H247ZM250 182V181H249ZM253 182V181H252ZM76 183V182H75ZM75 183H74V185H75ZM80 183V182H79ZM86 183V182H85ZM91 183V182H90ZM89 183V184H90ZM97 183V182H96ZM95 183V184H96ZM166 183H169V187L171 186L170 184H171V181L169 180V181H167ZM174 183V182H173ZM233 183H237V182H233ZM242 183H244V182H242ZM241 183V184H242ZM63 184V183H62ZM66 185H64V186H66L67 187V185H69L70 184V182L69 183H65ZM76 184H78V183H76ZM84 183H82V185H83ZM88 184V185H89ZM92 184H94V183H92ZM92 184H91V187H92ZM183 184L181 185H179V186H183ZM229 184V183H228ZM238 184V183H237ZM9 185V184H8ZM73 185V184H72ZM73 185V186H74ZM79 185V184H78ZM81 185V186H82ZM87 185V184H86ZM97 185H99L98 183H97ZM96 185V186H97ZM127 184H125V186H126ZM232 185V184H231ZM233 185H235V184H233ZM233 185H232V187L230 188V190L233 192V193H231L232 195L233 194H236V192H238V190H236V188L239 186H244V185H240V184H238V185H235L234 187H233ZM1 186V185H0ZM60 187H61V185H59ZM70 186V185H69ZM94 186V185H93ZM95 186V187H96ZM230 186V185H229ZM249 186V185H248ZM5 187V186H4ZM7 187V186H6ZM72 187V186H71ZM74 187H76V186H74ZM78 187V186H77ZM76 187V188H77ZM121 187V186H120ZM189 187V186H188ZM187 187V188H188ZM258 187V186H257ZM261 187V188H262ZM64 188V187H63ZM73 188V187H72ZM89 188V187H88ZM88 188H87V190H88ZM127 188V187H126ZM191 188V187H190ZM193 188V187H192ZM246 188V187H245ZM245 188H242L241 190L243 191V189H245ZM248 188V187H247ZM260 188V189H261ZM3 189V188H2ZM62 189V188H61ZM65 189V188H64ZM70 189V188H69ZM68 189V190H69ZM93 189H94V187H93ZM96 189V188H95ZM118 189V191H119V188H117ZM122 189H124V187L122 186ZM121 188H120V191L122 190ZM240 189V188H239ZM68 190H66V191H62V193L64 194V192H67ZM72 190V189H71ZM99 190V189H98ZM125 190V189H124ZM158 190V191H159ZM167 190V191H166ZM179 190V191H178ZM236 190V191H235ZM241 190H239V192L241 191ZM262 190H264V188H262ZM262 190H260V193H262ZM73 191H75V190H73ZM90 191V190H89ZM96 191V190H95ZM118 191H116V190H114V192H112L111 193V197H109L108 199H106L107 198V196L104 198L107 202H106V211H108V207L110 206V204H111V202L113 201V200H115L116 199V197H118L119 196V193H118ZM184 191V192H183ZM227 191V190H226ZM244 191H246V189L244 190ZM248 191V190H247ZM257 191H258V188H257ZM58 192H59V189H58ZM70 192H72V191H70ZM70 192H68V194H67V197H68V195H69V197L71 196L69 193ZM99 192H100V190H99ZM165 192H167L166 194H165ZM230 192V191H229ZM238 192V193H239ZM62 193H61V195H62ZM74 193V192H73ZM76 193V192H75ZM74 193V194H75ZM93 193V192H92ZM91 193V194H92ZM95 193V192H94ZM93 193V194H94ZM97 193H98V191H97ZM96 193V194H97ZM121 193H123V190H122V192ZM176 193H178V195L176 194ZM188 193V192H187ZM237 193V194H238ZM243 193V192H242ZM247 193V192H246ZM259 193V192H258ZM263 193H264V191H263ZM58 194V196H59V193H57ZM87 194V193H86ZM165 194V195H164ZM231 194H230V196H231ZM55 195H56V193H55ZM90 195V194H89ZM89 195H88V197H89ZM122 195V194H121ZM153 195H155V194H153ZM163 195H164V197H163ZM214 195V196H213ZM249 195H251V194H249ZM248 195V196H249ZM262 195H264V194H262ZM54 196V195H53ZM57 196V195H56ZM64 196H65V194H64ZM64 196H62L61 198H63ZM72 196H73V194H72ZM236 196V195H235ZM247 196V195H246ZM248 196H247V198H248ZM255 196H257V195H255ZM55 197V196H54ZM66 197V196H65ZM87 196H85L84 195V198L86 199V198H88ZM91 197H93V195L92 196H90V198ZM178 197V198H177ZM221 197V196H220ZM238 197V196H237ZM252 197H254V196H252ZM252 197H250L249 196V198H251V199H253ZM261 197V196H260ZM58 198V197H57ZM61 198H59V199H61ZM120 198V197H119ZM163 200H162V199ZM233 198H235L234 197V195H233ZM259 197H255L254 199H256L255 201H257V202H255L256 203V205H258V199ZM59 199L57 200V201H59ZM118 199V198H117ZM162 200V201H159V200ZM229 199V198H228ZM254 199L252 200V202L254 201ZM104 200V201H105ZM220 201H221V199H219ZM218 200V202H220ZM233 200V199H232ZM245 200H246V198H245ZM250 200V199H249ZM262 200H264L263 199V197H262ZM217 201V200H216ZM248 201V200H247ZM118 202V201H117ZM116 202V203H117ZM227 202H228V200H227ZM252 202H251V207H252ZM262 202V201H261ZM114 203V202H113ZM112 203V205H114ZM115 203V204H116ZM152 203H154V201L152 202ZM213 203H215V204H219V205H221L220 203H216V202H213ZM230 203H232V202H230ZM240 203V202H239ZM169 204V203H168ZM214 204V205H215ZM263 204H264V202H263ZM263 204H261V205H263ZM103 205V204H102ZM170 205V204H169ZM219 205H218V209H219ZM225 205H226V203H225ZM224 205V207L226 208V206ZM228 205H229V203H228ZM235 205V204H234ZM233 205V206H234ZM236 205H238V204H236ZM241 205H243L244 206V204H241ZM241 205H240V207H241ZM245 205H247V204H245ZM255 205V206H256ZM260 205V207H258V209L260 208L261 209V207H263V206H261ZM133 206V205H132ZM181 206V205H180ZM248 206V205H247ZM112 207V210H113V208L115 207V205H114V207L113 206H111ZM110 207V208H111ZM136 207V206H135ZM183 209H184V207L183 206H181ZM103 208V207H102ZM155 209L154 208V206L152 205V204H147V207H146V209L144 210L145 211V214L143 213H141V216L142 215H147V216H149V214L150 215H152V218H153V224H157L158 222H161L162 223V220L163 219H161V221H160V216L158 217V215L156 214V212H155V210H153V209ZM229 208V207H228ZM230 208H231V206H230ZM234 208H236L235 206H234ZM233 208V209H234ZM248 208H250V207H248ZM248 208H245V209H248ZM253 208V207H252ZM105 209V208H104ZM135 209V211H137L136 209H138V207H136V208H134ZM241 209V208H240ZM89 210H91V208L89 209ZM99 210V209H98ZM103 210V209H102ZM226 210V209H225ZM263 210H264V208H263ZM109 211H110V209H109ZM108 211V212H109ZM194 211H196L195 213H194ZM219 211H220V209H219ZM231 211H233V210H231ZM239 211H241V210H239ZM238 211V212H239ZM246 211V210H245ZM248 211H249V209H248ZM251 211H252V209H251ZM93 211H90V213H92ZM102 212V219H100V221H101V223L98 221V223L99 224H101L100 225V228L99 229H101L102 230V228H101V226H106L105 225V220H106V214H107V212H103V211H100V213ZM112 212V211H111ZM181 212H184V211H182L181 210ZM217 212H218V210H217ZM227 212H229V211H227ZM234 213H232L233 214V216L235 215V211H233ZM79 213V212H78ZM136 213V212H135ZM194 213V214H193ZM240 213H242L243 214V212H239V213H236L237 215L239 214V215H241ZM97 215H98V213H96ZM225 214H227V213H225ZM245 214V213H244ZM244 214L243 215H241V216H239V219H240V217L241 218H243V216H244ZM77 215V214H76ZM81 215V214H80ZM83 215V214H82ZM81 215V216H82ZM100 215V214H99ZM108 215H109V217H107V218H109L108 220H110V218H111V216H112V213L111 214H109L108 213ZM107 215V216H108ZM111 215V216H110ZM119 215H121V212H120V214ZM181 215H182V213H181ZM191 215V216H192ZM230 215H231V213H230ZM252 215V214H251ZM196 216H197V214H196ZM218 216V215H217ZM89 217H90V215H89ZM99 217V216H98ZM156 217H158L159 219L157 220V218ZM182 217V216H181ZM193 217V216H192ZM195 217V216H194ZM231 217V216H230ZM237 217L238 216H235V217H233V219L235 218L236 220H237ZM246 217V216H245ZM248 217V216H247ZM244 218V219H246V221H248L247 219L248 218ZM100 218V217H99ZM201 218V220H204V219H202ZM226 218H227V216H226ZM82 219V218H81ZM96 219H98V218H96ZM118 219V218H117ZM184 219V218H183ZM197 219V217H195V219H192V223L194 222H197L198 220H196ZM214 219H215V217H214ZM88 220H90V219H88ZM194 220V221H193ZM218 220V219H217ZM216 220V221H217ZM223 220H225V219H223ZM230 220V219H229ZM232 220V219H231ZM231 220H230V222H231ZM236 220H234V221H236ZM87 221V219L84 221L83 220V222H82V224H84V226L86 227L87 226V223H88V221H87V223L85 224V222ZM97 221V220H96ZM96 221H94V222H92V223H95ZM167 221H169V220H165V222H167ZM179 221H181L180 223H183V225L182 224H178L179 225V227H181V225L182 226H184L185 228H188L189 227V225H192L191 224V221H190V218H189V221H190V224L189 225H186L187 223L184 221H182V219L181 220H179ZM179 221H177V222H179ZM205 221V220H204ZM228 221V220H227ZM226 221V222H227ZM233 221V220H232ZM90 222H91V220H90ZM89 222V223H90ZM108 222H111V221H108ZM107 222V223H108ZM146 222H148V221H146ZM145 222V223H146ZM164 222V223H165ZM177 222H176V224H177ZM213 222H214V220H213ZM212 222V223H213ZM219 222H221V220L219 221ZM226 222H225V224H226ZM239 222V221H238ZM249 222V221H248ZM98 223L96 222V224L98 225ZM116 223V222H115ZM141 223V222H140ZM139 223V221L137 222V224H140ZM167 223H171V221L170 222H167ZM166 223V224H167ZM184 223H186V224H184ZM194 223H193V226H194ZM222 223V222H221ZM237 223V222H236ZM235 223V224H236ZM95 224V225H96ZM113 224V223H112ZM112 224H110L111 226H112ZM142 224V223H141ZM148 224H152V222L150 221V223H147V225ZM151 225L152 227H155L154 225ZM160 224V223H159ZM176 224L174 225L175 227H176ZM196 224V223H195ZM218 224H220V223H218ZM224 224V222L222 223V225ZM235 224H234V226H235ZM245 223L242 221V224H241V226L242 225H244ZM88 225H90V224H88ZM94 225V226H95ZM162 224H160V226H161ZM188 226V227H186V226ZM228 226H229V224H227ZM90 226H92V225H90ZM90 226H89V228H90ZM93 226V227H94ZM108 226V225H107ZM171 226V225H170ZM214 226V225H213ZM212 226V228H210L209 230V232H210V235H211V233H212V229L215 227H213ZM217 227L216 228H214L213 230H215V229H217L218 228V225H216ZM234 226H231L230 228H234ZM238 226V225H237ZM244 226H246L247 227V224L246 225H244ZM83 228V230L84 229H86L87 231L89 230V228H88V226L86 227V228ZM98 227H99V225L98 226H96L95 228L97 229V230H99L98 229ZM109 227V226H108ZM162 227V226H161ZM165 227V226H164ZM190 227H192V226H190ZM220 227H221V224H220ZM220 227H219V229H220ZM224 227V225L222 226V228ZM92 228V227H91ZM90 228V229H91ZM104 228V227H103ZM129 228H131V227H128L127 229H129ZM134 228V226L132 227V229ZM155 228H160V227H158V226H156ZM177 228H178V226H177ZM183 228V227H182ZM243 228V227H242ZM5 229H7V228H5ZM4 229V230H5ZM17 228L15 227V230H16ZM94 228H92V230L91 231H88V232H92V231H94V230H96V229H94ZM106 229H107V227H106ZM111 229V228H110ZM121 229H122V227H121ZM121 229H120V231H121ZM127 229H125V230H127ZM132 229H129V231L128 232H130V230L132 231ZM217 230L216 232H218V231H220L218 234H217V236H219V235H221L222 234V232H225V231H221V229L220 230ZM229 229V228H228ZM227 229V230H228ZM235 229V228H234ZM96 230V231H97ZM123 230V229H122ZM225 230H226V226H225ZM230 230V229H229ZM239 230H241V228L239 229ZM17 231V230H16ZM19 231H22V230H19ZM86 231V232H87ZM108 231V230H107ZM235 231V230H234ZM237 231V230H236ZM242 231V230H241ZM5 233H6V231H4ZM23 232V231H22ZM85 232V231H84ZM99 232H101L100 230L98 231V233H97V235L99 234ZM121 232H124L125 234H127V232H125L124 230L123 231H121ZM120 232V233H121ZM255 232V231H254ZM24 233V232H23ZM69 233V235L70 234H72V233H70V232H68ZM94 233H96V232H92V233H89V234H91V240L93 239V234ZM106 233V232H105ZM119 233V234H120ZM124 233L122 234V235H124ZM226 233V232H225ZM229 233V232H228ZM232 233H233V230H232ZM257 233V232H256ZM16 234L17 233H15V236H16ZM21 234V233H20ZM20 234H17V236H19ZM85 234H88V233H85ZM84 235V233L83 234H80L79 236H81V235H83L84 237H85V240H87L86 242L87 243H85L84 244V239H82V236H81V238H80V240H82L83 241V243L82 244H84V245H82V249H84V248H88L89 246L88 245H92V243H89L88 242V239H89V236L90 235ZM131 234H133V233H131ZM214 234V233H213ZM216 234L215 235H213V236H216ZM230 234V233H229ZM234 234H236V232L234 233ZM22 235V234H21ZM24 235V234H23ZM68 234H66V238L69 236ZM100 235V234H99ZM110 235V234H109ZM108 235V236H109ZM128 235H130V233H128ZM168 235V234H167ZM166 234L164 235V236H167ZM254 235V234H253ZM71 236V235H70ZM79 236H78V238H79ZM86 236H88V237H86ZM101 236V235H100ZM103 236H104V233H103ZM103 236L101 237V240L103 239ZM107 236V235H106ZM105 236V238L104 239H109V238H107ZM120 236V235H119ZM164 236H163V238H164ZM212 236V235H211ZM236 236V235H235ZM255 237H257V235L255 234L254 235ZM20 237V236H19ZM83 237V238H84ZM117 238H118V236H116ZM124 237H126V235L125 236H121V238L123 239ZM150 237V236H149ZM168 237V236H167ZM167 237H165V238H167ZM18 238V237H17ZM17 238H14V239H17ZM62 238H64V237H62ZM66 238H65V240H66ZM71 238V237H70ZM77 238V239H78ZM87 238V239H86ZM98 238H100V237H98ZM97 238V239H98ZM144 237H142L141 239H143ZM147 238V237H146ZM77 239H76V242H77ZM118 239H120V237L118 238ZM127 239H128V237H127ZM126 239V240H127ZM132 239H135V237L134 238H132ZM132 239H131V241H132ZM141 239H139V243H137V246L135 247L136 249H130V248H126V247H118L117 245L112 249L113 250V252H114V254H116L119 258V261H121L122 262V264H142L143 262H144V260H145V255H146V242H145V240L142 242V241H140ZM254 239V238H253ZM67 240H69L70 241V239H69V237H68V239ZM66 240V241H67ZM100 240V239H99ZM100 240V241H101ZM148 240H149V238H148ZM147 240V241H148ZM151 240H152V238H151ZM42 241H46V240H42ZM90 241V240H89ZM128 242H129V240H127ZM165 241H168V240H165ZM257 241V240H256ZM90 242H92V241H90ZM258 242V241H257ZM256 242V243H257ZM12 243H15V241L13 242L12 241ZM75 243V242H74ZM72 244V245H75V244ZM78 246L77 245H75V246H72V249L70 248V245H69V248L68 247H66V248H64V249H67L66 251L67 252H69V254H70V251H71V253L72 252H74V254H76V251L77 250H82V249H79L78 247H79V240H78ZM76 243V244H77ZM109 243V242H108ZM148 243H150V241H148ZM162 243H164L163 241L161 242V244ZM165 243H167V242H165ZM42 243L40 242V245H39V249H41L42 247H45L46 248V245H41ZM44 244V243H43ZM87 244V245H86ZM132 244H133V242H132ZM169 244V243H168ZM85 245H86V247H85ZM148 245V244H147ZM151 245V244H150ZM165 245V244H164ZM258 245V244H257ZM60 246V245H59ZM63 246H65V245H63ZM81 246V245H80ZM84 246V247H83ZM88 246V247H87ZM108 246V249H109V245H107ZM14 247V246H13ZM13 247L11 248V250L10 251H12V249H13ZM48 247V246H47ZM55 247H56V245H55ZM58 247V246H57ZM56 247V248H57ZM75 247V248H74ZM91 247V246H90ZM150 247V246H149ZM253 247V246H252ZM15 248V247H14ZM45 248H43L42 250L44 251L45 250ZM50 248V247H49ZM81 248V247H80ZM51 249V248H50ZM253 249V248H252ZM57 250V249H56ZM62 251H64L63 249H61ZM87 250V252H88V249H86ZM91 250V249H90ZM89 250V251H90ZM104 250V249H103ZM260 250V249H259ZM261 250H262V248H261ZM260 250V251H261ZM1 251V250H0ZM2 251H4V250H2ZM46 251H48V248L45 250V252ZM57 251H60V250H57ZM79 251H77V252H79ZM104 251H106V250H104ZM108 251V250H107ZM137 251V252H136ZM194 251V250H193ZM193 251H192V253H193ZM250 251V250H249ZM260 251H259V253H260ZM5 252V251H4ZM51 252V250L49 251V253ZM56 251H54L53 250V253L51 252L50 254L52 255V254H54ZM84 252H86V251H84ZM190 252V251H189ZM245 252H248V250L247 251H245ZM252 252H253V250H252ZM40 253H42L43 255H44V252H40ZM47 253L48 252H46V256L44 255H40V259H39V264H55V261L54 260H52L50 257H48L47 256ZM102 253V252H101ZM149 253V252H148ZM256 253V252H255ZM1 254V253H0ZM15 254H16V252H15ZM15 254L13 255V256H15ZM23 253H21L20 255H22ZM38 252L35 254L34 253V256L36 255L37 257H38ZM73 253H72V255H74ZM78 254H80V253H78ZM241 254V253H240ZM250 254H252L251 252H250ZM2 255L3 254H1V257H2ZM24 255V254H23ZM60 255V254H59ZM72 255L70 254V256L72 257ZM102 255H103V253H102ZM188 255V254H187ZM186 255V256H187ZM190 255H191V253H190ZM236 255V254H235ZM246 255V254H245ZM245 255H244V257H245ZM253 255H255V254H252V255H250V256H252L253 257ZM9 256V255H8ZM17 256V255H16ZM18 256H19V254H18ZM25 256V255H24ZM67 256V255H66ZM69 256V255H68ZM185 256V255H184ZM189 256V255H188ZM211 256H214L213 254L211 255ZM257 256H259V255H257ZM0 257V259H1V261H2V263L1 264H27L26 262H25V259H24V261H23V263L21 262H19V260H14V258L12 259V258H5L6 256H4V258H1ZM25 257H30V256H25ZM32 257V256H31ZM36 257V258H37ZM57 257H60V256H57ZM102 257V256H101ZM107 257V256H106ZM210 257V256H209ZM244 257H242V260H243V258ZM260 257H262V256H260ZM18 258V257H17ZM34 258V257H33ZM35 258V259H36ZM54 258V257H53ZM64 258H66V257H64ZM79 258V257H78ZM186 258V257H185ZM237 258H238V256H237ZM241 258V257H240ZM246 258V257H245ZM249 259H250V257H248ZM258 258V257H257ZM254 259L253 261H256V262H259V261H257L258 259ZM22 259V260H23ZM32 259V258H31ZM31 259H26L27 261L28 260H31ZM57 259V258H56ZM59 259V258H58ZM57 259V260H58ZM60 259H61V261H63L62 259L63 258H61L60 257ZM115 259V258H114ZM148 259V258H147ZM227 259V258H226ZM229 259V258H228ZM232 259H233V257H232ZM260 259V258H259ZM21 260V261H22ZM185 260V259H184ZM183 259H182V261H184ZM234 260V259H233ZM241 260V261H242ZM246 260V259H245ZM263 260H264V258H263ZM36 261H38V260H36ZM61 261H60V263H61ZM116 261V260H115ZM240 261V262H241ZM261 261V260H260ZM57 262V261H56ZM58 262H59V260H58ZM114 262V261H113ZM179 262H181V261H179ZM228 263H230L229 261H227ZM248 262H249V260H248ZM252 261H250V264H252L251 263ZM233 263H235V262H233ZM245 263H246V261H245ZM57 264V263H56ZM191 264V263H190ZM192 264H194L193 262H192ZM241 264V263H240ZM248 264V263H247ZM254 264H260V263H254Z\"/></svg>",
  "mask_w": 264,
  "mask_h": 264
}]
</instances>
